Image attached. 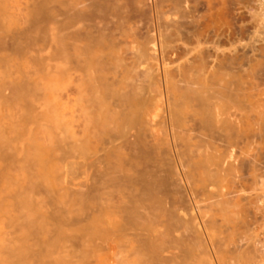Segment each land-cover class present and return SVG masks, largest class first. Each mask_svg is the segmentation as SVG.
Instances as JSON below:
<instances>
[{
  "label": "rangeland",
  "instance_id": "rangeland-1",
  "mask_svg": "<svg viewBox=\"0 0 264 264\" xmlns=\"http://www.w3.org/2000/svg\"><path fill=\"white\" fill-rule=\"evenodd\" d=\"M45 1L47 2V4L44 3ZM45 1L42 2V0H0V17H1V19H0V22H1L0 23V25H1L0 26V37H1L0 38V132L4 133V135L6 136V139L8 140L7 142H3L2 139L0 140V144L2 141V145L0 146V197H1L0 198V216H1L0 217V221H1L0 222V227H1L0 230H4L6 228L5 229L6 231H0V237L3 236L4 242H7V243H8V241H7L6 237L8 236V239H9V237L12 238L11 240L13 241V243L14 242L15 243L13 244L11 242V240H9V243L10 242L12 243L9 245H11V246L16 245L17 247L20 246L17 249L18 250L22 249V251H23L24 256L22 255L21 251H18V252L16 251L19 255H21L20 258H22V260H20V258H18L19 255L17 256L16 252L14 250H9L10 249L9 248L8 250L12 251V253L10 255L12 257L11 259L12 260L14 259L15 262H17V263H15V262L13 263V262H11V259L9 258L10 259L9 260L10 262L8 261L9 264L10 263L11 264H27V263L32 264V262L36 259V257H34V256H36V254L35 255L33 253L31 254L32 255L31 257H34L35 259L29 258L28 251H30V249L29 250L27 249L28 251L24 253L25 249L23 250V248H28L29 245H31V244L34 245V243L36 246L37 242L40 243L39 240H36V239L32 240L31 238H28L27 241H25V242H23L22 240H20V242H19L17 240H19V238L23 237L22 235H24L25 231L29 232V233H33V234H31V236L35 235V237H36V235H37L36 238H39L41 236H43V237L45 236L42 234H44L46 231L45 232L43 231L44 233L41 232L42 233L41 234V233H38V232H40V230H39L37 233L41 234V236L40 235L38 236V234L34 233L36 231L33 232V230H31V228H29L31 225L28 227V224H25V223L23 224L24 221L21 219L22 217H20L23 215V219H24L25 214H23V213H26V211L28 213L30 211L29 216H31L30 214L34 215V216H32L33 221L35 220L34 218H36V216L39 217L38 215H40V214L36 213L38 211V209L35 208L36 204L33 200L31 201V198L33 197V199L39 205V206L36 205V207L40 208L38 212L43 214V218H44V219H42V217L40 216V218H36V219H39L40 221L38 220V221H36V222L34 221V222L36 224H38V226L40 225L39 222H41L42 224H41L40 228L41 227L44 228V226H46L48 229L50 228L49 234L47 232L48 235L45 236L46 239L43 238L45 240L41 239L40 241H44V243H45V241L49 242L47 236H49L50 237L49 239H51V237L57 235V233L60 234L63 232V236L65 235L66 237H65V241L62 243H64V245L66 243H68V244L71 243L70 246L68 245V247L72 248V245H73V248L74 249L77 248V251L74 250V252L69 253L68 251H71V249H67L66 246L64 247V245L62 246V244H61V246L63 247V250L66 251L63 253V255H65V256L62 257V254L59 255L61 257V259L63 258L64 261H66L67 258H64V257L67 256V257H69V259L72 258V260L70 259V261H71L70 263H72V264H83V263L86 264L87 263L86 259H87V261H89L88 260V256H89V259L92 260V264L94 263L93 262L94 259L97 261L95 263L99 264L98 262L101 260V257H103L105 255V253L107 252V248L104 249L106 246L105 247L103 246V244L105 245V242H102L98 239H95V240L93 239L92 241L95 242V244H92L93 242L91 241L90 242L92 245L91 246V245H88L89 242L85 241V243H87V244L82 243L81 239H79L77 237L80 233V230H79L80 228H78V227L81 226V228H82L85 226L84 229L82 228L83 229L82 231L85 232L86 231L85 229H87L86 227L89 226V225L86 226V223L88 224V222H90V221L87 222V219L91 220L89 214L93 215L91 212L88 214V212L85 211V209L87 210L86 205H84L85 209H82V212H81V208L84 207L83 204H86L85 202H86L87 197H86V195H84V192H86L87 184L91 183V182L94 183V180L97 179L96 178L97 177V170H98L97 167L99 165H98V162L96 161V159L98 161H101V159H110L108 156L110 154V152L108 150L107 151L109 153L107 151L101 150V143H99L100 138L96 136L97 138H95V137L89 138L90 140L88 142L79 141L80 143L77 145L80 146L81 149L78 147V150H79L78 151L76 148V150H77L76 154L75 155L73 154V156H75L74 157L75 159L73 157L68 158L67 156H69V153L66 154V148H64L66 145L63 142L58 145L59 147L61 144L63 145V146L62 145L61 146H62V149L65 150L64 152L59 149V147L57 146L58 143L56 144L53 140V135L51 134V129H48V127H45L44 125H42V123H44V121H41V123H37L39 121H36L35 123L33 122V125H31V126L37 125L35 128L34 127L32 128L29 125L32 128V130H31L32 133H30L31 135H29L28 134L29 131L26 132L27 130L25 129V124L23 123L24 120L22 119V116H21L25 113V110H27L28 109L27 107L30 105H34V109L36 111H38L40 113L42 112L44 115H48L52 112V109H54L53 107L57 104V102H59L60 108L64 110V111L63 110L62 111L64 112V114L66 116L65 120L67 122L64 120L63 121L66 123L70 122V124H71V120H73V122H72L73 129H75V131L78 135L82 134L83 123H81L82 122L81 121L82 120L81 105L83 104V100L80 99L81 95L77 91V89H78L77 87L80 84L79 77H81L79 75L82 74L81 67L78 66V64L74 61L72 62L73 64L75 63L74 65L73 64L71 65V63L67 62V59H65L66 60L65 61L64 56H66V55L64 53L62 55H59L62 50H59L60 51L59 52L57 49H60V48H57V46L59 47L61 44L57 43V45L54 47L55 42L50 41V38H52L51 32L47 33L48 35H45V34L42 35L47 30H49V31L53 30L52 29L53 24L51 25L49 23L51 21L54 22L53 19L55 17H53V16H55L54 14H56V13H52V12H54L53 8L56 7V4L53 3V5H52L53 0H51L49 3H48L49 0H45ZM60 1H61V3H64L67 0H64V1L60 0ZM131 1H132V3H131V5H132L135 1L134 0H131ZM141 1L136 0V2H141V3L137 4L135 2L133 4L135 6L132 5L133 7L130 5V7L132 9L133 8H135V9H133V10L130 9L129 13L131 14L132 12H134L135 14L132 13L134 16L129 15V17L132 16V17H130L131 19L128 17L131 21L127 18L128 22L125 23L124 30H125V34L128 32L127 36H130L132 38V42L128 43V45H127V43H122L121 49H123V51L120 52V54L121 55L126 54V52H127V54L124 55V57L121 56L123 58V61H125V62L122 61L121 64L124 63L126 66L125 65L124 66L119 65V68H118V66L115 67V71H117L119 69L117 73L118 74L120 73L122 77L119 74L120 79L119 78L118 79L120 81L117 80V83L120 82V83H118L119 84L118 86L121 87L120 88L121 90H122V86H124L123 87L124 90H122V91H125V93H127V94L129 93V95H132L131 93L133 92V90H136L137 86L140 87L137 89V91L140 89L139 90L140 94L138 95L139 92L137 93L136 91H134L135 93H133V95H132V96H134V98H135V96H137V100H135V101H140L145 96L146 98L145 97L144 98L146 100H149L148 104L151 103V107L153 106L152 104L158 103V101L161 103V104L158 103V105H161V106H159V108L157 110L154 108H152V109L149 108V110H152V111L154 110L155 112H153V113L156 114V115L151 114V115H154L152 118L153 119L152 125L154 126L153 127L154 130L152 131V133H150L152 135V137L148 133L150 131L147 130L146 132L148 133V136H147L146 132L143 133V135H146L145 137H147V138L145 139V138L141 137V139L142 140L145 139L147 142H149V143H147V145L152 146L153 144H155V143L157 144V142H158L160 149H162V147H163L162 151L158 149L159 151L153 152V154H156V152H158V153L154 156L151 155L152 157H150V158L158 159L160 161L159 162L157 160L158 164H161V166L160 165L159 166L162 169H160L158 174L160 176L162 175V177H161V179L163 180L162 182H164V184H166V185H163V189L169 190L165 194H164V192H166V191H164V192L162 191V194H161L163 197V200H164V205L165 204L167 205L164 207H165V209H166V207L167 208L169 207L168 209H170V207L172 208V210L166 209L165 210L166 212H164V214L166 215L167 212H169V211L174 212V210H173L174 206H175V208H177L176 215L175 216L172 215L174 217L175 222H174V220H172L174 223H172V222L170 223V229L174 224H176V226H178L179 230H177L176 226L174 225L175 227L174 226L173 227L176 228L177 231H174L175 229L173 227H172L173 231L168 230L171 233L173 232V236H172V234L171 235L168 234L169 236L167 235L166 238L159 239V240L157 239L156 243L154 242V245H156L155 246L156 248L159 246L163 247V245L165 243L168 244V241L173 240L172 237L173 238L175 237L173 241H175V242L179 241V242L178 243L176 242L178 248H177V246H175L176 243H173V241H172V244H174V245H172V244L165 245V246H169V247L172 245L171 246L172 248L171 247L167 248L165 251H161V252H160V250L157 249L158 254L161 255V257H164L166 259L170 256H173V255L178 257V258H184V255H185L186 259H189V256H192L193 257L192 260L194 259L193 261L186 260L185 258L183 259V261H181L182 263L185 261H189L190 264L191 263L192 264H221V263L222 264H264V252H263L264 251V245L261 244L262 238H263L261 236V231L264 228V128H263V126H264L263 125L264 124V119H263L264 118V114H263L264 113L263 112L264 111V52H263L264 51V40H263L264 39V24L262 25L263 22L259 23V24L257 22V25H256V21H257V19L255 18L256 16L253 17V15L256 14L255 11L261 10L262 12H264V2L261 0H141ZM40 2H42L41 3L43 5L42 7L46 8V11H45L46 13L44 14L43 13L44 11H43L42 16H39V17L43 18L44 21L46 19H48V17H46V14L49 15L50 18L52 17L51 18L52 20L49 18L51 21H49L48 24L46 21H45L46 22L45 23L43 21V19L40 20V18L37 16V14H33V12L30 11L31 9L33 11L36 8H38ZM37 3H39V4H37ZM43 3L46 6H44ZM262 3H263V5H262ZM4 4H5V7H4ZM41 4H40V6H41ZM140 4L143 5V8H142V5H140ZM155 4H157V6H158L157 9H159V10L161 9L162 12L167 13L166 14L167 17L166 16L164 17L165 19L169 18V20L175 21V24L173 25V27H175V29L178 26L177 28L179 30L176 29L177 31L174 30V28H173L174 31H172V29H170L172 27L171 26L169 28L168 32L171 31L172 33L170 32L167 35V36L171 37V39H172L171 40L168 37V41H169L170 45L172 44L174 50L171 49L170 46L168 47L169 49L164 48V50H163V51H165L164 53H163V51L159 50L156 53L158 55V56H156L157 59L155 58V60H148L146 62L144 61L141 64H137L136 66H138V67L135 66L137 68V69H135V68H133L134 66L132 67V65L134 64L132 62H136V61H131V59L133 60V58L135 59V58H137V56L133 55L132 53L136 54V53L143 52V51H141L142 49L139 50L138 48L136 49L134 47H139L141 45L140 48H143L144 44H146L148 42V40L151 38L150 36L153 34V28L152 27H153V24H154L155 19H156V12L154 11V10H156ZM259 4L261 5L260 7H258ZM32 5L35 9L32 7ZM54 5H55V7L52 8V6H54ZM59 5L57 4V7H59ZM61 5H60V7H61ZM137 6L141 7L142 9L136 8ZM153 6H154V8H152ZM62 7H63V5H62ZM62 7H61V9L56 8V9H58L57 12L60 10L57 14L58 18L56 16V18L59 20V22H61V21L63 22L66 19L65 15L67 14V11L65 10V8H62ZM144 7H147V8L144 9ZM149 7H150V9H148ZM151 9L153 10L154 13L152 12ZM4 10H6V11H4ZM41 10H45V9L42 8ZM140 10H143V12H145V14L142 11L140 12ZM145 10H148V11H145ZM36 11H38V10L36 9ZM64 11H66V13ZM138 11L140 13H138ZM146 12L148 15L146 14ZM5 13H7V14H5ZM31 13H32V15H31ZM36 13L39 14V12H36ZM138 14H140V15L138 16ZM142 14H144V15H142ZM34 15L37 17H35ZM40 15H41V12H40ZM44 15H45V18L43 17ZM136 15H137V17H135ZM31 16H32V18L34 17L32 20H34V19L36 20L37 18H39V20L41 22L37 21L38 19L36 20L37 22H39V23L44 22L45 27L44 26L43 27L45 29L40 30V32L41 31L43 32L44 30H46L45 32L40 34V32L37 31L40 27H42V26L38 27L40 24L38 25L37 23L36 24L38 25L37 26L38 29H36V31L34 30L37 27L34 28V26H36V25H34L33 22H35V21L29 22V21H31V19H30ZM2 22L3 23L5 22L3 24V27H2ZM30 23H31V25H28ZM64 23H62V24L59 23V24H60L61 29L63 30V31L62 30L61 31L64 32V34H65V32H67V31L65 29L66 23L65 24ZM46 24L49 25V29H47L48 27L46 26ZM127 24H128V26H126ZM254 25H256L257 27L256 26L254 27ZM129 26L132 27L131 31H130ZM1 27H2V29H1ZM50 27H51V29H50ZM261 27L263 28V29H261V30H263L262 31L263 34L261 33V30H257V29H260ZM32 28H34V29H32ZM151 28H152V31L150 30ZM29 29L35 31L34 32L35 34L33 33V31H30L31 34L32 33L34 34L33 36L28 31ZM20 30H22V31H20ZM36 32H38V33H36ZM132 32L134 33V35H129V33L133 34ZM136 32H141V34L140 33L138 34ZM259 32L261 33V35ZM18 33H19V35H18ZM175 33H176V35H175ZM253 33L256 36L253 35ZM20 34H22V36ZM38 34H39V36L42 35L43 37H39ZM64 34H63V36H61V39H62L63 44L65 43L64 45H67L65 40L68 38V35L66 37V35H64ZM30 35H31V38L36 37V35H37V37H39V38L35 39L36 41H34V39H33L34 44H32L33 42L31 41L32 39L30 38ZM58 35H59V33H58ZM174 36H175V38H174ZM197 36H200L202 38L201 40H204V41H202L199 44L195 43V40H196L195 37H197ZM28 37H29V39H28ZM134 37H135V42L133 39ZM40 38H42L43 40H41ZM127 39L129 41H131V39L129 37H127ZM205 40L207 42H205ZM52 44H54V45H52ZM58 44H60V45H58ZM174 45H176V46H174ZM261 45H263V46H261ZM61 47H63V46H61ZM119 47H120V45H119ZM255 47H258V48H255ZM54 48H56V49H54ZM126 48H127V50H126ZM201 48H202V51H201ZM65 49L62 52H64ZM121 49L119 48V50H121ZM259 49H262V50H259ZM53 50H55V52L57 50L58 54L55 55L56 53ZM125 50H126V52H125ZM136 51H138V52H136ZM139 51H141V52H139ZM205 52H206V54H205ZM130 53L133 55V58H132V55ZM254 53H256V54H254ZM210 54H211V57L209 56ZM206 55L208 56L207 58H206ZM125 56H126V58H125ZM128 56H129V58L130 57L131 58L129 59ZM201 56L202 57L205 56L204 58H202L203 61L201 59ZM61 57H63V58H61ZM161 57H162V60H161ZM164 57H165V59H164ZM60 59L62 60V62ZM204 59L207 60L208 62H205ZM128 60H130V61H128ZM135 60H137V59H135ZM209 60H211V61H209ZM149 61L150 62L152 61V62L149 63ZM218 61H219V63H218ZM163 62H165V63H163ZM126 63H129L131 65L126 64ZM204 63H207V65H205ZM197 64L204 66V68H203L204 70L201 69V70H203V71H201L199 69L200 66L198 67ZM195 65H196V67H195ZM246 65H247V67H246ZM120 66L122 68H120ZM77 67L78 68L80 67V69H78ZM143 67H144V69H143ZM217 67H218V69H217ZM75 68L77 70L76 72H75ZM163 68H165L164 71H161V69L163 70ZM195 68H197L196 73H198L199 70H200L201 74H202V72L204 73V74H202L203 77H200L201 79L199 78V75H201L200 72H199V75L197 74L198 77L196 76L195 70H194ZM245 68H246V70H245ZM189 69H191V71H193V74H195V76L197 78H199V79H197L195 77L196 79H194V80H197L196 83H195V81H192L193 83H195L194 85H196L198 83V81H201L202 84L199 82L201 85H203V82H204V84L210 83L209 85H211L213 83L212 81H214V83L212 85L216 86L215 87L216 90L218 88H227V93H228V91H229L228 87H230V90L233 89L232 92H230V93H234L235 96L237 97L236 99L239 98L238 101L235 99L237 102H233V100H231L232 98L230 99V101L225 100V98L222 101V102H224V100H225V104L222 103V105L224 104V107L228 103V101H229V104H228L229 106H230V103L237 104V105H235L236 108L231 107V110H229L227 108L228 111L235 113L237 115V117L233 118V122L236 118H238L240 121L241 120L240 114L243 115V117H242L243 121H240L238 123L237 122L238 120L236 119V121L234 123L232 122V126L234 124H236L234 126L238 125V127H236V128L234 126H233L234 128L232 127V129H233L232 131L236 132L234 135L235 136L234 138H233L234 133L232 132V134H231V129H230L231 127L228 129V130H230L229 131L230 135L227 133L228 135L226 138H228V137L229 138L226 141L229 143H226V146H225L226 141L224 140L226 138H224V136L222 137V135L224 134L225 131L221 134L220 133L217 134L218 136L221 135L220 137H217L219 140H216L217 138L214 139L215 137L211 138V136L215 135V133H217V131L215 133L212 132V134L210 133V137H209L210 139L208 138L207 143H206V141H205L206 137L205 136L209 135L208 130H206L207 132H204L205 129L199 128V126L197 125L198 122L194 121L195 117H192L191 111L190 112L187 111L188 113H191V114H188V113H187L188 115L186 114L185 110L188 109L189 107L187 108L185 106L186 105L188 106V104L191 105L190 103L193 102L192 101L193 97L191 98L190 95L195 93L193 90L191 91L188 89L189 91L193 92L192 94L190 92H188L187 90H183V88L186 87L187 84L184 83L185 86H183L184 84L182 82H185V81L182 78H184V79L186 78V77H184V76H187L186 72H189V73L191 72V71H189ZM124 70L126 72L128 71L127 74ZM134 70H136V71H134ZM146 70H149L147 72H153V73H151L152 75H150V76L147 73L148 76L147 75H145V76L148 78L145 79V77L143 76L144 75L143 71L146 74ZM140 72H142V73H140ZM165 72H166V74L168 72L166 78L169 80V84L172 81L174 82V84L177 82V84L176 85H172L173 83L170 84V85H172V89L174 88V90H172L168 87L169 91L170 90L171 91L169 92V94H165L166 97H165V95H163L161 97L162 98L161 99L158 94H159L160 88H161L160 91L163 90V85H161V84L164 83L162 80H164V73ZM128 73H130V75ZM136 73L137 74L139 73L138 76L135 75ZM156 73L159 74V76L156 75ZM76 74H78V75H76ZM191 74L192 73H190L189 75H191ZM193 74H192V76H193ZM154 75H156V79H158V77H160V78L163 77V79L162 78L159 80L155 79L156 82L157 81L161 82V83L159 82L161 85L160 88H159V86H160L159 83H156V86H154V87H153V84L155 82L153 83V81H152L150 84L151 76L153 77ZM139 76L142 78H140ZM192 76H190V77H192ZM124 77H126V78H124ZM193 78H194V76H193ZM193 78L191 80H193ZM205 78L208 80V82L206 81ZM70 79L72 80V82L67 84ZM123 79H124V81H123ZM126 79L130 80V83H129V81L127 82ZM152 80H153V78H152ZM202 80H203V82H202ZM121 81L126 82V83L123 84V83H121ZM148 81H149V83H148ZM219 81H220V83H219ZM223 81H224V83H222ZM74 82H76L77 84L79 82V84L75 85L76 83H74ZM192 82L189 84V86H191ZM216 82L218 83V85H216L217 84ZM17 83L18 84L21 83V84H24L27 86L33 85L36 90H35V92H33L32 95H30V93H29L27 99L25 100L24 98H22L24 95H22L21 97L14 95L17 92L14 91L16 89H15V87H12V85L16 86L15 84H17ZM221 83L223 85L225 83L226 84L224 86H221L222 85ZM250 83L251 84L253 83V86ZM35 84H37V85H35ZM130 84L132 85V87ZM157 84H158V86H157ZM181 84H182L183 88H182ZM200 84L198 86V89L200 88ZM141 85L144 86L146 91L144 90V88L141 87ZM247 85H248V87H247ZM41 86H43V87H41ZM74 86H75V89H74ZM164 86H165V84H164ZM173 86H175V87L181 86L180 89L181 88L182 89L181 90L179 89L180 90V92H179V90H177L178 88L176 87L177 89L175 91V87H173ZM196 86L193 87V88H195V90H196ZM32 87H31V89H32ZM157 87L159 90L157 89ZM211 87H213V86H211ZM34 88H33V90H34ZM190 88L193 89L192 86ZM236 88H240V89L237 90ZM153 89H155V90H153ZM184 89H186V88H184ZM41 90L44 91V93ZM182 90H183V92L187 91L190 94H188L187 92H186V94H184L185 92L182 93ZM225 90H222L223 94L226 93V92H224ZM75 92L77 94H75ZM176 92H177V94H176ZM237 92H238V94H237ZM73 93H74V95H73ZM179 93H180V95L184 94V96H180ZM134 94H136V95H134ZM239 94H240V96H239ZM241 94L242 95L244 94L245 98H243V96ZM247 94H248V96H247ZM141 95H143V96L140 97ZM185 95H189V96L186 97V99H185ZM228 95H229V93H228ZM254 95H256V96H254ZM76 96H78V97H76ZM153 96H154V98H153ZM183 97H184V99H183ZM229 97H234V96H232V94H230ZM229 97H227V98L229 99ZM251 97H253V98H251ZM134 98L132 97V99H134ZM138 98H141V99L138 100ZM250 98H251V100H250ZM259 98H260V100H258ZM145 99H143V103L144 102L146 103ZM255 99H257L258 102ZM32 100L33 101L35 100V101L33 102ZM173 101H175V102L172 105H174L175 107L177 106L176 110H179V107L182 106V104L184 102L187 103V104L184 103L185 105L182 106L183 108H186L184 110L185 111L184 119L187 116L185 119V124H184L185 126L183 125L179 128L174 129L175 130L174 138H172V135L170 132L171 126L169 127V124H168V122H169L168 120L170 117L169 109H171V111H173V113L176 112L174 109L175 107L173 108L170 105V103H172ZM194 101L196 102V99ZM177 102L180 104H178ZM195 102L191 106L196 105ZM256 102L258 104H254V105H256L254 107L253 103H256ZM260 102H263V103H260ZM28 103H30V105H28ZM146 104H145V106H146ZM222 105H221V107H223ZM231 105H233V104H231ZM259 105H262V106H259ZM147 106H149V105H147ZM238 106H240L239 109H238ZM193 108H196V107L195 106L190 107L188 110H194ZM180 109H182V108L180 107ZM237 109H238V111H237ZM184 111L182 109L183 114H184ZM177 112H181V111H177ZM244 112L247 114V116ZM181 113H179V114H181ZM260 116H262V117H260ZM241 122H243V123L241 124ZM22 123H23V126L20 125ZM239 124H240V126H239ZM135 128H137L136 130L139 132L138 126L131 128V129L126 131L127 134H124L127 136H124V137H121L120 139H118L117 143H123V144H121L123 151L119 153V154H123V152H124L122 157L130 158V156H131L130 154H132V156L136 155L138 157V160H140V163H141V159L143 160V159H147L149 157H147V150L146 151L144 150V152H143V149H141L140 144H139L140 148L136 145V147L139 148V149H137V151L141 149L142 152L144 153V155L146 153L145 156L147 158L143 154H141L142 153L141 150L138 152L136 151L138 153V155L136 152H134L136 154L132 153L134 150L133 146H135V145L131 144V140L132 141L134 140L133 139L134 135L136 137V140H137V138L139 140V137H140V136H137L135 134ZM141 128H142V126H141ZM141 128H140V130H143ZM237 128L240 130V132L242 129L243 135L242 134L238 135L239 131H237ZM257 129H259V130H257ZM199 131L200 132L203 131V133H200ZM25 132L29 135L28 138L29 137L31 138L30 141H22L21 140L23 138L25 140V136H27V134L23 135ZM141 132H143V131H141ZM219 132H221V131H219ZM19 133L21 135H19ZM178 134H180V135H178ZM236 134H237V137H236ZM17 135L19 137L21 136V139H19ZM138 135L142 136V133L138 134ZM202 135H204L205 138L202 137ZM224 135L226 136V134H224ZM231 135H232V137H231ZM22 136H23V138H22ZM33 136H35V137L32 139ZM179 136H181V137H179ZM239 136H243V137L240 138ZM125 137L127 138L126 141L129 142V140H130V143H128L124 140ZM154 137L159 138L158 139L159 141L156 140L154 142V140L156 139ZM178 137L180 139H178ZM35 138L37 140L36 142H38L37 144H35L36 143L34 140ZM199 138H200V140H199ZM202 138L204 139V142L206 143V145L204 144V142H202L201 149L203 150V148H204L203 146L208 145L206 147V149H204V151L206 152L208 149L207 153L209 154V158H210V154H212L213 152H214L213 154L216 153V155L214 157H216V156L218 158L222 157L223 155L221 154V152H223V154H226L225 155L226 157L223 156L226 159L223 160V159H216L217 157L214 158L216 160H219L218 161L219 164H218V162H216L214 159H212V157H213L212 155H211L212 161L209 160L210 161L209 163L207 160L208 157H206L205 155H203V156L201 155V156L197 157V155H200L202 153V152L200 153L199 150H201V149H200V146H198L201 144V141H203ZM222 138H223V140H222ZM14 139H19V141H21V142H19L18 140L16 141ZM26 139H27V137H26ZM161 139H163V140L161 141ZM232 139H234V140H232ZM9 140H11V141L13 140L14 142L12 141V143H11V142H9ZM145 140H144V143H142V144L145 145V147H147L145 144ZM164 140L165 141L167 140V141L164 142ZM220 140H221V142H220ZM241 140L243 141V144H241L242 143ZM4 141H6V140H4ZM15 141L17 144L15 143ZM217 141H219V142H217ZM233 142L235 145L238 144L241 147V150L243 152L240 151V149H239L240 147H238V145L236 147L233 146L234 145V144L232 145ZM124 143L127 144V146H125ZM134 143H136V142H134ZM162 143H165V144L163 145ZM210 143H212V145L213 144L214 145L212 146ZM3 144H4V146L6 145L5 148H7L8 144L12 148L11 147L9 148V146H8V150L5 148L3 149V147H4ZM136 144H138V141ZM227 144L230 146H227ZM194 145L198 146L199 148L195 147ZM215 145H216V148H215ZM26 146H27V148H26ZM51 146H52V148H51ZM128 146L129 147L132 146V147L129 148ZM164 146H165V148H164ZM24 147L26 148L27 151H25ZM124 147H126L127 149H125ZM136 147H135V150H136ZM145 147H143V148H145ZM166 147H168V148H166ZM220 147H222L221 150H220ZM226 147L229 149L231 148V149L230 150L228 149V151H226V153H224V151H225L224 148H226ZM96 148L98 150H96ZM10 149L13 150V152H11ZM58 149L60 150V152L62 151V153H64V156L59 154ZM147 149H149V148H147ZM215 149H217V151H215ZM5 150L7 153L11 152L12 154L10 155V153H9V155H10L9 157H4L5 156ZM52 150H55V151H52ZM197 150H198V153H200V154H198L196 152ZM15 151H16V153H15ZM188 151L189 152L191 151L190 154H187V153H189ZM210 151L212 153H210ZM139 152H141V153H139ZM229 152H231V153H229ZM3 153H4V155H3ZM7 153H6V155L8 156ZM17 153H19L21 155L17 156ZM23 153H25V154H23ZM204 153H202V154H204ZM207 153H205V154L208 156ZM239 153H241L242 156ZM22 154H23V157L21 158L20 156H22ZM104 154H106L108 156V158H106L107 156ZM230 154L232 155V157ZM114 155H115V153H114ZM114 155H111V156L114 157ZM148 155H149V153H148ZM187 155L190 157L188 158ZM220 155H222V156H220ZM227 155H229V156H227ZM239 155H240V157H239ZM136 156H135V158H136ZM139 157H143V158L139 159ZM199 157L201 159L205 158V160H207V161L203 160V162H201L202 160L198 159ZM27 158H29V159H27ZM32 158H34V160ZM230 158H231V160H230ZM6 159H9V160L6 161ZM42 159H43V161H42ZM197 159L201 160V161H198ZM64 160H67V161H64ZM138 160L135 159L136 162H138ZM34 161H37V162H34ZM72 161L75 163H73ZM26 162L27 163L31 162L28 164V167L35 165L37 168L35 167L34 169H32L33 168V166H32V168H29L32 170H30V171H29V169L27 170L26 166L24 167V164H27ZM212 162H214V163L216 162V166L218 164L217 168L219 171L216 170L215 165L210 166V165L214 164V163L210 164ZM69 163H73L74 165L70 164L69 166H67ZM198 163L199 164L202 163V165H199ZM168 164L171 166H169ZM172 165H173V167H172ZM174 165H176V166H174ZM204 165L205 166L208 165L211 169L210 168L205 169ZM89 166H91V167H89ZM165 166H167V167H165ZM197 166L199 167L198 169H197ZM200 166L202 168H200ZM208 166H206V167H208ZM21 167H22V169H21ZM46 167H47V169L50 170V171H47L48 173L50 172L49 173L50 175L53 173L51 176H53L54 179L49 174H48L49 177H51L52 179L47 177L48 175H47L46 169H44ZM149 167H150V170H152L151 166H149ZM149 167H148V170H149ZM58 168H60V169H58ZM212 168H214L213 169L214 171L212 170ZM36 169H38L37 172H36ZM43 169L45 170V172H43L44 171ZM63 169L64 170L66 169V171H64ZM57 170H58V172H57ZM153 170H155L154 167H153ZM210 170H212V171H210ZM223 170H225V171L228 170V171L226 173ZM169 171H171V172H169ZM39 172H43L44 175L39 173ZM61 172H63V173H61ZM64 172H66V173H64ZM68 172L70 174H68ZM172 172L175 175L177 174V177L174 176V174L172 175ZM202 172L203 173L205 172V173L202 174ZM17 173L19 176L17 175ZM60 173L63 175L61 176ZM165 173L169 174V175L166 174L168 177L170 176L168 178L169 180L167 179V176H165ZM209 173L212 175V177H214V178L216 177L215 180H213L210 177V175H207ZM213 173H214V176H213ZM220 173H222V174H220ZM218 174L220 176H223V177H220ZM33 175L38 176L35 178L36 180H34V178L32 179ZM67 175H68V177H66ZM15 176H18V177H15ZM43 176H44V178H43L44 181L42 182ZM178 176H180V178ZM205 176L210 177L211 180H213V181L208 180L207 178H205ZM62 177H64V178H62ZM65 177L67 178L66 180H68L69 177H70L69 179L73 178V179H71V183L69 182L70 184L67 183V181L63 180V179H65ZM94 177H95L94 180L91 179ZM172 177H173V179H172ZM47 178H49V179H47ZM57 178H58V181H57ZM37 180H39V181H37ZM48 180H50V181H48ZM52 180H53V182H52ZM59 180H61V181L59 182ZM54 181L55 182L57 181V182L55 183ZM177 181H179V184ZM171 182H172V184L175 182L176 186L174 184L171 185ZM38 183H39V186H38ZM27 184H28V187H26ZM49 184H51V186H52L51 188H50ZM67 184H69V185H67ZM60 185H61V187H59ZM90 185L91 184H89V186ZM56 186H58L57 189H55ZM93 186H95V185L92 184V187ZM176 187H177V189H176ZM25 189H26V192L28 190L30 192L25 193V191H24ZM18 191H19L20 195L18 194ZM173 192H174V194H173ZM23 193H25V194H23ZM169 193H171V194H169ZM175 193H178V194H175ZM26 194H29V196H32L30 198H28L29 196L27 197L28 198L27 200H29V203L31 201V205L29 203H27L28 201H26V202L24 201L25 197L23 198V196H26ZM45 194L47 195V197L45 196ZM14 195H17V196H14ZM83 195L86 197V198H84L85 201L83 200ZM172 196L174 198L175 197L176 198L173 199ZM21 198H22V200H21ZM46 198H48L49 200ZM165 198H167L166 199V201L168 200L167 202L165 201ZM5 199L7 200V201H5L6 203L3 202ZM50 199L51 200L53 199L57 203L59 202V200L64 199L63 201L62 200L60 201L61 202L60 206H62L61 207L62 209L59 208V210L65 209L66 212H68V214L66 213L67 218L64 216L65 213H63V211H62V213L56 212V210H58L57 209L58 207L56 208V206L54 205L55 202L52 200V202H54V203H51ZM67 199H70L73 203L72 204L73 206L71 205L69 209L73 212V210H75L77 208L78 209L77 211L79 213L77 211H75L74 214H71L72 212H70L69 210L66 209L69 206L68 202L71 204V201H69ZM81 200H83L84 202L83 201L81 202ZM90 200H88V201H90ZM172 200L174 202V204H173L174 206H172ZM43 201H46V203L45 202L43 203ZM64 201H67V202L64 203ZM20 202H22V203L20 204ZM179 202H181V203H179ZM23 203L24 204L27 203L26 209L23 208ZM28 204L30 206H28ZM33 204H34V206H33ZM43 205H44V207H43ZM63 206H64V208H63ZM74 206H76V207H74ZM31 207L35 208L36 210L35 209L33 210V208L31 209ZM89 207H91V206L89 205ZM181 207H182V209H181ZM22 208L25 209L26 211H24ZM27 208H29V209H27ZM42 208H43V210H42ZM88 209L91 210V208H88ZM190 209H191V211H190ZM90 210H88V211H90ZM192 211H193V214H192ZM34 212L36 215L34 214ZM83 212L84 213L86 212L85 213L86 215L83 214ZM7 213H10L9 215H7L8 218L5 217V215ZM18 214H19V216H17ZM10 215L14 216L15 218L13 217L14 219H12ZM26 215H27V213H26ZM44 215H46V217ZM50 215L53 217L52 220L47 219V217L49 218ZM78 215H80V216H78ZM87 215L89 216V218ZM168 215H170V214H168ZM70 216H71V218H70ZM164 216H163V218H164ZM177 216H178V218H177ZM182 216H183V218H182ZM187 216H189V217H187ZM73 217L77 218L74 225H73L74 220H72ZM165 217H167V218H165L167 221L168 216L166 215ZM171 217H169V220L172 219ZM5 218H6V220H5ZM79 218L81 221L78 220ZM179 218H180V220L182 219V221H184V224H185V221L188 224V221L191 220L189 222L190 225L185 224L186 225V227H185L184 225H182L183 223L178 220ZM17 219H18L20 224L18 222H16ZM53 219H55V221ZM56 219H58V220H56ZM66 219H68L69 222ZM165 219H163L164 223H166ZM4 220L5 221L8 220V221L6 223H2V221L5 222ZM14 220H16V221H14ZM43 220H49V222L54 221L55 224H56V222H58L57 224H59L61 222L62 223L61 226L64 229L62 228L63 230L60 231L61 229L60 228L58 229L57 228L58 226H56V228H54V229H56V230L58 229V230L56 233H54V229L52 230V228H51V227H53L54 223L52 224V226L50 224V226H51L50 227L49 225H47V223L49 224V222L48 221L46 222ZM71 220L73 223H71ZM65 221L68 224H66ZM176 222L177 223L180 222L181 227H179V223L177 225ZM11 223L12 224L18 223L19 226L18 225H13V226H16L17 229L21 230V231H19V233H18L17 232L18 230L16 231L15 230L16 228L14 227L15 231H11L12 234H8V233H11L9 231L7 232V230H10L8 227L11 226L13 228ZM43 223H44V226H42ZM164 223H163V225L165 226ZM32 224L34 225V227L36 226L34 223H32ZM82 224H84V225L82 226ZM90 225L92 227L95 226V225L93 226L92 224H90ZM3 227H5V228L3 229ZM54 227H55V225H54ZM92 227L89 226V228H92ZM162 229L163 228L161 227V231H162ZM42 230H45V228ZM77 230H79V231H77ZM164 230H166V229H164ZM58 231H60V232H58ZM168 231L166 230V232H168ZM16 233H18L20 235L19 238H18V234L16 237H14L16 235ZM66 234L67 235L72 234L71 235L72 239H71V237H69V235L67 236ZM9 235H12V237ZM24 237H26V238L28 237L26 233H25ZM129 237H131V236H129ZM3 238H1L2 241L0 242V246L2 244L3 245L5 244L3 242ZM15 238H18V239H15ZM26 238H24V240H26ZM164 239H166V240H164ZM187 239H188V241H187ZM197 239H199V240H197ZM30 240L33 242L34 241H36V242L30 244ZM157 241L159 242V244H157ZM189 241H191V242H189ZM26 242H27V244H26L27 246L25 245ZM79 242H80V244H79ZM192 242H194V244L195 245L197 244L198 246L196 245V248H195V245ZM28 243H29V245H28ZM96 243H98V244H96ZM129 243L133 245V243H131V242H129ZM169 243H171V241ZM20 244L23 245V247ZM99 244H100V246H103L104 248L97 246ZM130 244H129V246H130ZM3 245H2V248H0V257L2 258V259L0 258L1 259L0 264H4L5 262H6L5 264H7V261L5 259H6V257L8 258L10 256H6V254L8 255V253H6V252H8V250L5 251L6 245H4V246ZM38 245H39V247L38 246L36 247L37 248L36 252L41 251L40 244H38ZM86 245H87V249H89V250L85 252ZM127 245H128V243H127ZM189 245H192L194 249L191 248ZM11 246H8V247H11ZM14 247L15 246H12V249H14ZM62 247H61V249H62ZM89 247L90 248L94 247V248L90 249ZM97 247H99V248H97ZM3 248H5L4 251H3ZM100 248H102L104 250H102ZM42 249H43V247H42ZM79 249L84 250V253L81 252ZM94 249H98L99 251H97V250L93 251ZM33 251H34V249H33ZM75 251L76 252L79 251L78 253H81V254L82 253L83 254L88 253V256L85 257L87 254L84 255V257H83V254L82 255L81 254H79V255L75 254L76 253ZM128 252H126V254ZM186 252H188V253H186ZM190 252H191V254H190ZM34 253H35V251H34ZM45 253L47 254V252H45ZM172 253H173V255H172ZM42 254H41V256H37V257L47 258L46 256H43ZM51 254H53V255H51ZM51 254H50V256L55 258L56 253L51 252ZM67 254H69V256ZM72 254L74 255V257H71V256H73ZM89 254H91V255H89ZM93 254H94V257L91 258V256ZM128 254H130V252ZM128 254L126 255V257L130 256ZM25 255H27L28 257ZM77 255L79 256V258ZM52 257H50V259L54 260V258H52ZM56 257H57V254H56ZM44 258H43V260L39 259L35 263L34 262L33 263L39 264V262H40V264H48V263L49 264H55L53 261H51L49 259V256L47 259H44ZM132 258L133 257H131L129 259H132ZM219 258H221V259H219ZM73 259L74 260L77 259L76 260L77 262L76 261L74 262ZM81 260L82 261L85 260V261L82 262ZM125 260L127 263L130 264L131 261L128 262L127 259H125ZM180 260H182V259H180ZM89 262H91V261H89ZM123 262H124V264H127V263H125V261H123ZM116 263L117 262H115V259L113 258V259H110L107 264H116ZM185 263L189 264L187 262H185ZM88 264H90V263H88ZM131 264H134V263H131Z\"/></svg>",
  "mask_w": 264,
  "mask_h": 264
},
{
  "label": "bare ground",
  "instance_id": "bare-ground-1",
  "mask_svg": "<svg viewBox=\"0 0 264 264\" xmlns=\"http://www.w3.org/2000/svg\"><path fill=\"white\" fill-rule=\"evenodd\" d=\"M45 0H42V2H44ZM51 0H49L48 1V3L50 2ZM64 1V0H63ZM131 0H67L66 2H64V3H61V1L60 0H53L52 1V5H53V3L54 4H56V7H55V5L54 6H52V8L53 7H55V8H53L54 9V12H52V13H56V14H54L55 16H53V17H55L54 19H53V21L54 22H52L51 20V18H50V16L49 15H47L46 14V17H48V19H46L45 21L47 22V24L49 23V21H51L49 24H53V30H51V31H49V30H44L43 32H45V33H43L42 31L40 32V30H43V29H45L44 27V19L43 18H40L39 16H42V12L45 14L46 12V8L45 7H42L43 5L41 4L42 2H40V4H41V6H40V4L39 3H37V4H39V6H38V8L40 9H38V8H36L38 11H36V9L33 7V5H32V7L35 9V10H33L32 11V9L30 10L31 12H33V14H37V16L40 18V20H42L43 19V21L44 22H42V23H39V22H41L40 20H39V18H37L36 20L37 21H39V22H37L35 19L34 20H32L33 18H32V16H31V21H29V22H33V21H35V22H33L34 23V25H36V26H34V28L35 27H37L39 24V26L38 27H40V26H42V27H40L39 29H38V27L37 28H32V29H34L35 31H36V29H38L37 31H39L40 32V34L41 33H43L42 35H48L47 33H52V38H50V41L52 42H55L54 44H52V45H54V47L57 45V43H60V44H58V45H60L59 47L57 46V48H60V49H57L58 51L59 50H64L65 48V51L64 52H60V54L59 55H62L63 53L66 55V56H64V60L65 59H67V62H69V63H71V65L73 64L72 62L74 61V62H76L77 64H78V66H80L81 67V71H82V74L81 75H79V76H81V77H79V80H80V84H79V82H78V84L76 83V82H74V83H76L75 85H78V89H77V91H78V93L81 95L80 96V99H82L83 100V104L81 105V108H82V122L81 123H83V129H82V134L81 135H78L77 133H76V131H75V129H73V124H72V122H73V120H71V124H70V122H68V123H66L67 121L65 120V114H64V110L63 109H61L60 108V106H59V102H57V104L53 107L54 109H52V112L50 113V114H48V115H44L42 112L40 113V112H38V111H36L35 109H34V105H30V103H28V105H30V106H28L26 109L27 110H25V113L23 114V115H21L22 116V119L24 120V124H25V129L27 130L26 132H28L29 131V135H31L30 133H32V128L34 127H36V126H31V125H33V122L35 123L36 121H39V122H37V123H41V121H44V123H42V125H44L45 127H48V129H51V134L53 135V140H54V142L57 144V146L60 144V143H64L66 146L64 147V148H66V154L67 153H69V156H67L68 158L69 157H75V156H73V154L75 155L76 154V151L78 150V147L80 148V146H78L77 144H79L80 142L79 141H83V142H88L90 139L89 138H91V137H95V138H97V137H99L98 139L100 140V142L99 143H101V150H103V151H109L110 152V154L111 155H114V153H115V155H114V157L113 156H111L110 154L108 155L109 156V158L110 159H101V161H98L97 159H96V161L98 162V167H97V179H95V177L94 178H91V179H95L94 180V183L93 182H91V183H88L87 184V188H86V192H84V195H86V197H87V199H86V204H83V206L84 205H86L87 207V210L85 209V206L83 207V208H81V212H82V209H85V211H87L88 212V214L91 212L93 215H91V214H89L90 215V218H91V220L89 219H87V222L88 221H90V222H88V224L86 223V226L87 225H89L90 227H92L90 224H92L94 227H92V228H89V226L88 227H86L87 229H85L86 231L85 232H83L82 230L84 229V227H82L81 228V226L80 227H78V228H80L79 230H80V233H79V235H78V237L77 238H79V239H81V242L82 243H85V241L86 242H91L93 239L95 240V239H98V240H100V241H102V242H105V245L103 244V246L105 247H103V246H100V244L99 245H97V246H99V247H103L104 249H106L107 248V252L105 253V255L103 256V257H101V260L98 262L99 264H107L108 263V261L110 260V259H115V262H117L116 264H124V262L123 261H125V263H127L126 262V260L125 259H127V261L129 262V261H131L130 262V264L131 263H134V264H186L185 262H187V263H189V261H185V262H181V261H183V259L185 258V255H184V258H178V257H176V256H174L173 255V253H172V255L173 256H170V257H168L167 259L166 258H164V257H161V255H159L158 254V250H160V252L161 251H165L167 248H170L172 245H174V244H172V241L174 240V238L172 237V239L173 240H170L171 241V243H169L170 241H168V244H164L163 245V247H155L156 245H154V242L156 243V240L158 239H163V238H166L167 237V235L168 234H172V236H173V232L171 233L170 231H168V230H172L173 231V229H172V227L175 225L176 226V224H174L172 227H171V229H170V223L172 222V223H174L175 222V220H174V217L173 216H175L176 215V212H177V208H175V206L173 205L174 204V202H173V200H172V206H174V208H173V210H174V212L173 211H169V212H167V216H168V219H167V221H166V219L165 218H167V217H165L166 215L164 214V212H166L165 210L166 209H168L167 207H166V209H165V207L164 206H167L166 204L164 205V200H163V197H162V191L164 192V191H166V192H164V194L165 193H167V191H169V190H167V189H163V185H166V184H164V182H162L163 180L161 179V177H162V175L160 176L159 174H158V172L160 171V169H162L160 166H161V164H158V159H152V158H150V157H152V156H154V155H156L158 152H156V154H153V152H155V151H159V150H161L162 151V149H163V147H162V149H160V146H159V144H158V142H157V144L155 143V144H153L152 146L151 145H147V143H149V142H147L145 139L147 138V137H145L146 135H143V133H145L147 130L148 131H150V132H148L149 134L150 133H152V131L154 130V126L152 125V118H153V116L154 115H156L155 113H153V112H155L154 110L152 111V110H149V108H154V109H158L159 108V106H161V105H158V103H160L159 101H158V103H155V104H152L153 106L151 107V103L150 104H148V101L149 100H146L144 97H143V99H145L146 100V106L147 105H149V106H145V104L143 103V99L142 100H140L141 98H138V100H140V101H135V100H137V96H135V98H134V96H132L133 95V93H135L134 91H136L137 93L139 92V90L137 91V89L138 88H140L139 86H137V89L136 90H133V92L131 93L132 95H129V93L127 94V93H125V91H122V90H124L123 89V87L124 86H122V90L120 89L121 87L120 86H118L119 84L118 83H120V82H118L117 83V80H119L120 78H119V74L117 73L118 72V70L117 71H115V67H117L118 66V68H119V65H125L124 63L123 64H121L122 63V61H123V58L122 57H124V55H126L127 54V52H126V50H127V48H126V50H125V52H126V54H120V52H122L123 51V49H121L122 47H121V45H122V43H127V45H128V43H130V42H132V38L130 37V36H127V33L125 34V30H124V26H125V23L126 22H128V19L130 18V17H132V16H130L129 17V15H133L132 13H134V12H132L131 14L129 13L130 11V9L131 10H133V9H135V8H131L130 7V5H131V3H132V1L130 2ZM135 2H136V0H134ZM133 1V2H134ZM139 1H141V0H139ZM261 1H263L264 2V0H261ZM5 2V1H4ZM56 2V3H55ZM134 2V3H135ZM142 2V1H141ZM141 2H136L137 4H139V3H141ZM3 3V2H2ZM45 4H47V2L45 1L44 2ZM43 3V4H44ZM133 3V4H134ZM258 3V2H257ZM44 4V6H46ZM57 4L59 5H63V7H62V5H61V7L62 8H65V10L67 11V14L65 15V20L62 22H59V20L57 19L58 18V12L60 11H58L57 12V10L60 8L61 9V7H60V5H59V7H57ZM132 4V5H133ZM143 4V3H142ZM142 4H140V5H142ZM3 5V4H2ZM131 5V6H132ZM262 5H263V3H262ZM37 6V5H36ZM65 6V7H64ZM133 6H135V5H133ZM132 6V7H133ZM155 6H156V10H154L155 12H156V19H155V22H154V24H153V34L150 36L151 38L148 40V42L146 43L145 41V43L146 44H144V46H143V48H140V46L139 47H134V48H138L139 50L140 49H142L141 51H143V52H141V51H139V52H141V53H136V54H134V53H132L133 55H136L137 56V58H135V59H137V60H135L134 58H133V55H132V58H133V60L131 59V61H136V62H132V63H134L133 65H132V67L133 68H135V69H137L136 67H138V66H136L137 64H141V63H143L144 61L146 62V61H148V60H155V58H156V56H158L156 53H157V51H163L164 50V48H168L169 46H170V48L171 49H173L174 50V48H173V46H172V44L170 45V43H169V41H168V37L169 36H167L168 35V33H170L171 31H169L168 32V30H169V28L170 29H172V31H174V30H176V29H178L177 27H176V29H175V27H173V25L175 24V21H172V20H169V18H167V19H165L164 17L166 16V14L167 13H164V12H162L161 11V9L159 10V9H157L158 8V6H157V4H155ZM261 5L259 4V6L258 7H260ZM4 7H5V4H4ZM44 8L45 10H41L42 8ZM56 8H58V9H56ZM136 8H141V7H136ZM142 8H143V5H142ZM141 8V9H142ZM145 8H147V7H144V9ZM152 8H154V6L152 7ZM160 8V7H159ZM148 9H150V7L148 8ZM257 9V8H256ZM261 9V8H260ZM137 10V9H136ZM152 10V9H151ZM258 10V9H257ZM263 10V9H262ZM4 11H6V10H4ZM62 11V10H61ZM66 11H64L65 13H66ZM135 11V10H134ZM143 12V10H140V12ZM145 11H148V10H145ZM255 11V10H254ZM261 11V10H260ZM260 11H255V15H253V17H255L256 19H257V21H256V25H257V22H258V24L259 23H262V25L264 24V12H260ZM36 12H39V14L38 13H36ZM40 12H41V15H40ZM136 12V11H135ZM139 11H138V13H140ZM152 12H153V10H152ZM144 14H145V12H143ZM154 13V12H153ZM5 14H7V13H5ZM135 14V13H134ZM137 14V13H136ZM144 14H142V15H144ZM146 14H147V12H146ZM31 15H32V13H31ZM140 14H138V16H139ZM148 15V14H147ZM6 16V15H5ZM35 16V15H34ZM37 16H35V17H37ZM56 16H57V18H56ZM134 16V15H133ZM154 16V15H153ZM30 17V16H29ZM44 18H45V15L43 16ZM129 17V18H128ZM135 17H137V15L135 16ZM134 17V18H135ZM144 17V16H143ZM146 17V16H145ZM167 17V16H166ZM51 20H50V19ZM128 18V19H127ZM0 19H1V17H0ZM131 19V18H130ZM129 19V20H130ZM48 20V21H47ZM6 21V20H5ZM28 21V20H27ZM66 21V22H65ZM131 21V20H130ZM129 21V22H130ZM255 21V20H254ZM45 22V23H46ZM66 24H65V23ZM1 23V22H0ZM5 23V22H4ZM3 22H2V27H3V24H4ZM27 23V22H26ZM38 25H37V24ZM59 23H64L66 26H65V29H66V31L67 32H65V34H64V32H62L63 30L61 29V27H60V24ZM42 24V25H41ZM46 24V26L48 27L47 29H49V25H47ZM63 24V25H64ZM6 25V24H5ZM4 25V26H5ZM27 25V24H26ZM28 25H31V23L30 24H28ZM33 25V24H32ZM62 25V26H63ZM130 25V24H129ZM256 25H254V27L256 26ZM261 25V24H260ZM1 26V25H0ZM44 26V27H43ZM126 26H128V24L126 25ZM131 26V25H130ZM129 26V27H130ZM2 27H1V29H2ZM6 27V26H5ZM26 27V26H25ZM257 27V26H256ZM259 27V26H258ZM27 28V27H26ZM152 28L150 29L151 31H152ZM173 28H174V30H173ZM5 29V28H4ZM50 29H51V27H50ZM131 29H132V27H130V31H131ZM261 29H263L262 27L260 28V29H257V30H261ZM62 30V31H61ZM129 30V29H128ZM179 30V29H178ZM20 31H22V30H20ZM29 32L30 31H33V30H28ZM27 31V32H28ZM35 31H33V33L35 32ZM65 31V30H64ZM129 31V32H130ZM135 31V30H134ZM177 31V30H176ZM175 31V32H176ZM262 31L263 30H261V33H262ZM25 32V31H24ZM28 32V33H29ZM62 32V33H61ZM31 34V32H30V34L33 36L34 34ZM36 33H38V32H36ZM58 33H59V35H58ZM133 33V32H132ZM136 33H140L141 34V32H136ZM135 33V34H136ZM172 33V32H171ZM178 33V32H177ZM258 33V32H257ZM260 33V32H259ZM261 33H260V35H261ZM63 34L64 35H66V37H67V35H68V38L65 40L64 38V40H65V42H66V44L67 45H64L63 44V42H62V39H61V36H63ZM174 34V33H173ZM263 34V33H262ZM18 35H19V33H18ZM21 36H22V34H20ZM31 35H30V38H31ZM39 36V34H38V36L39 37H43V36ZM129 35H134V33L133 34H131V33H129ZM137 35V34H136ZM175 35H176V33H175ZM253 35H255L254 33H253ZM259 35V34H258ZM259 35V36H260ZM59 36V37H58ZM256 36V35H255ZM39 37H37V35H36V37H32L31 39V41L33 42L32 44H34V41H36L35 39H37V38H39ZM125 37V38H124ZM127 37H129L130 39H131V41H129L128 39H127ZM133 37V36H132ZM1 38V37H0ZM45 38V37H44ZM170 39H171V37H169ZM174 38H175V36H174ZM196 38V40H195V43H197V44H199V43H201L202 41H204V40H201L202 38L200 37V36H197V37H195ZM27 39V38H26ZM25 39V40H26ZM28 39H29V37H28ZM33 39H34V41H33ZM41 40H43L42 38H40ZM60 39V40H59ZM134 39V42H135V37L133 38ZM177 39V38H176ZM175 39V40H176ZM181 39V38H180ZM68 40V41H67ZM146 40V39H145ZM172 40V39H171ZM179 40V39H178ZM264 40V39H263ZM49 41V42H50ZM174 41V40H173ZM186 41V40H185ZM28 42V41H27ZM133 42V43H134ZM171 42V41H170ZM205 42H207L206 40H205ZM210 42V41H209ZM174 43V42H173ZM190 43V42H189ZM204 43V42H203ZM17 44V43H16ZM169 44V45H168ZM188 44V43H187ZM50 45V44H49ZM119 45H120V47H119ZM143 45V44H142ZM186 45V44H185ZM61 46H63V47H61ZM65 46V47H64ZM125 46V45H124ZM174 46H176V45H174ZM178 46V45H177ZM187 46V45H186ZM203 46V45H202ZM261 46H263V45H261ZM127 47V46H126ZM132 47V48H133ZM64 48V49H63ZM119 48L121 49V50H119ZM255 48H258V47H255ZM254 48V49H255ZM54 49H56V48H54ZM169 49V48H168ZM57 50H56V52H55V50H53L56 54L55 55H57L58 53H57ZM135 50V49H134ZM259 50H262V49H259ZM258 50V51H259ZM130 51V50H129ZM200 51V50H199ZM201 51H202V48H201ZM256 51V50H255ZM133 52V51H132ZM136 52H138V51H136ZM165 51H163V53H164ZM167 52V51H166ZM264 52V51H263ZM159 53V52H158ZM187 54V53H186ZM205 54H206V52H205ZM254 54H256V53H254ZM162 55V54H161ZM165 55V54H164ZM215 55V54H214ZM245 55V54H244ZM122 56V57H121ZM210 57H211V54L209 55ZM67 57V58H66ZM205 57V56H204ZM204 57H202L201 56V59L202 58H204ZM208 56L206 55V58H207ZM61 58H63V57H61ZM125 58H126V56H125ZM128 58H129V56H128ZM131 58V57H130ZM129 58V59H130ZM219 58V57H218ZM157 59V58H156ZM164 59H165V57H164ZM200 59V60H201ZM61 60V59H60ZM161 60H162V57H161ZM205 60V59H204ZM66 61V60H65ZM128 61H130V60H128ZM202 61H203V59H202ZM209 61H211V60H209ZM61 62H62V60H61ZM123 62H125V61H123ZM127 62V61H126ZM152 62V61H151ZM150 61H149V63H151ZM161 62V61H160ZM205 62H208L207 60H205ZM64 63V62H63ZM162 63V62H161ZM163 63H165V62H163ZM218 63H219V61H218ZM75 64V63H74ZM73 64V65H74ZM126 64H129V63H126ZM205 65H207V63H204ZM70 65V64H69ZM129 65H131V64H129ZM147 65V64H146ZM76 66V65H75ZM126 66V65H125ZM136 66V67H135ZM145 66V65H144ZM178 66V65H177ZM197 66L199 67L200 66V70L201 69H203L204 68V66H201L200 64H197ZM212 66V65H211ZM210 66V67H211ZM80 67L78 68V69H80ZM131 67V66H130ZM152 67V66H151ZM195 67H196V65H195ZM197 67V68H198ZM202 67V68H201ZM246 67H247V65H246ZM120 68H122L121 66H120ZM150 68V67H149ZM194 68V67H193ZM192 68V69H193ZM197 68H195L194 70H195V74H196V76H197V74L199 75V72H200V70L198 71V73H196V70H197ZM216 68V67H215ZM223 68V67H222ZM221 68V69H222ZM124 69V68H123ZM140 69V68H139ZM143 69H144V67H143ZM148 69V68H147ZM164 69L165 68H163V70L161 69V71H164ZM167 69V68H166ZM217 69H218V67H217ZM150 70V69H149ZM149 70H146V74H145V72L143 71V73H144V77H145V79L146 78H148V77H146L145 75H147L148 76V74H149V76L150 75H152L151 73H153V72H147V71H149ZM204 70V69H203ZM203 70H201V71H203ZM227 70V69H226ZM245 70H246V68H245ZM244 70V71H245ZM77 70H76V68H75V72H76ZM80 71V70H79ZM125 71V70H124ZM134 71H136V70H134ZM179 71V70H178ZM189 71H191V69H189ZM208 71V70H207ZM225 71V70H224ZM126 72V71H125ZM128 72V71H127ZM127 72H126V74H127ZM226 72V71H225ZM49 73V72H48ZM140 73H142V72H140ZM148 73V74H147ZM190 73H192L193 74V71H191ZM189 72H186V74H187V76H184V77H186L185 79L184 78H182L185 82H182L183 84L185 83V84H187L186 85V87H184V88H186V89H184L183 88V86H185V84L182 86V84H181V86H182V88H183V90H187L188 92H190L191 94L193 93V92H191L192 90L195 92V93H193L192 95H190V97L192 98L193 97V102L192 103H190L191 105H193V103L195 102L194 100L196 99V102H195V104L197 105H194L196 108H193L194 110H188L190 107H194V106H191V105H189L188 104V106L186 105L185 107H189L188 109H186V108H183L182 106L183 105H185L184 103H186V102H182L181 104H182V106H180L182 109H183V111L185 110L186 111V114L188 113L187 111H191V113H192V117H195V119H194V121H197L198 122V126H199V128L200 129H205L204 130V132H207L206 130H208V134L209 135H207V136H205L206 137V143H207V139L210 137V133L212 134V132H216L217 131V133H215V135H212L211 136V138H214V139H216L217 137H220L221 135H217V134H221V133H223L224 131V134H226V136L223 134L222 135V137L224 136V138H226L227 137V135L229 134L230 135V130H228L230 127V129H231V134H232V132L234 133L233 134V138L235 137L234 135H235V133L236 132H234V131H232L233 129H232V127L234 126V125H236V124H234L233 126H232V122H233V118H235V117H237V115L235 114V113H232V112H230V111H228V109L229 110H231V107H235L236 108V106L235 105H237V104H235V103H230V106L228 105L229 104V101H230V99L231 100H233V102H237L238 101V99H236L237 97L235 96V94L234 93H230V92H232V90L233 89H231L230 90V87H228L229 88V91H228V93H229V95H228V93H227V88H218L217 90H216V86L215 85H212L213 83H214V81H212L213 83L211 84V85H209V84H204V82H203V80H202V82H203V85H201L202 83H201V81H198V85L196 86V85H194L195 83H196V81L197 80H194V79H196L197 77L195 76V74H193V76H194V78H193V76H192V74L191 75H189L190 74ZM245 73V72H244ZM75 74V73H74ZM129 75H130V73H128ZM139 74V73H138ZM138 74L136 73L135 75H137L138 76ZM167 74H168V72H167ZM167 74H166V72L164 73V80H162L164 83H162L161 85H163V90L162 91H160L161 90V85H160V83L157 81L156 82V80H159V79H163V77H158V79H156V75H158L159 76V74H157L156 73V75H154L153 77L151 76V81H150V84H151V82L153 81V83L155 84H153V87L154 86H156V83H159V88H160V90L158 89V87H157V89L159 90V97L161 98L163 95H165V94H169V92L171 91H169V89H168V87L170 88V89H172V85H176L177 84V82L174 84V82L172 81V82H170V84H172V85H170L169 84V80L166 78V76H167ZM180 74V73H179ZM185 74V75H186ZM200 74H201V72H200ZM202 74H204L203 72H202ZM199 75V78L200 77H203V75ZM206 74V73H205ZM234 74V73H233ZM246 74V73H245ZM48 75V74H47ZM76 75H78V74H76ZM111 75V76H110ZM162 75V74H161ZM184 75V74H183ZM244 75V74H243ZM120 76H121V74H120ZM127 76V75H126ZM142 76V75H141ZM163 76V75H162ZM190 76H192V77H190ZM206 76V75H205ZM204 76V77H205ZM212 76V75H211ZM226 76V75H225ZM122 77V76H121ZM140 77V76H139ZM143 77V78H144ZM155 77V78H154ZM180 77V76H179ZM196 77V78H195ZM210 77V76H209ZM228 77V76H227ZM75 78V77H74ZM119 78V79H118ZM124 78H126V77H124ZM133 78V77H132ZM131 78V79H132ZM140 78H142V77H140ZM152 78H153V80H152ZM188 78V79H187ZM193 78V80H191ZM199 78H197V79H199ZM78 79V78H77ZM76 79V80H77ZM134 79V78H133ZM150 79V78H149ZM156 79V80H155ZM201 79V78H200ZM206 79V78H205ZM235 79V78H234ZM33 80V79H32ZM71 80V79H70ZM69 80V82L67 83V84H69L70 82H72V80L70 81ZM127 80V82L129 81V83H130V80H128V79H126ZM155 80V81H154ZM120 81V80H119ZM123 81H124V79H123ZM135 81V80H134ZM177 81V80H176ZM192 81H195V83H193ZM206 81L208 82V80L206 79ZM205 81V82H206ZM216 81V80H215ZM137 82V81H136ZM135 82V83H136ZM192 82V84H191V86H192V88L194 87V86H196V90H195V88H193V89H191L190 87L191 86H189V84ZM201 84H200V83ZM248 82V81H247ZM35 83V82H34ZM37 83V82H36ZM52 83V82H51ZM121 83H126V82H122L121 81ZM148 83H149V81H148ZM217 83V82H216ZM219 83H220V81H219ZM222 83H224V81L222 82ZM221 83V84H222ZM14 84V83H13ZM21 84V83H20ZM15 84L16 86H13L12 85V87H15V89L17 90H14L15 92H17V93H15L14 95H17L18 97H21L22 95H24L22 98H24L25 100L27 99V97H28V94L30 93V95H32L33 94V92H35V88H34V86L32 87V86H27V85H24V84ZM45 84V83H44ZM122 84V85H123ZM128 84V83H127ZM164 84H165V86H164ZM168 84V85H167ZM199 84H200V88L198 89V86H199ZM226 84V83H225ZM224 84V85H225ZM245 84V83H244ZM243 84V85H244ZM251 84V83H250ZM18 85V86H17ZM31 85V84H30ZM35 85H37V84H35ZM49 85V84H48ZM74 85V84H73ZM129 85V84H128ZM127 85V86H128ZM131 85V84H130ZM134 85V84H133ZM137 85V84H136ZM135 85V86H136ZM140 85V84H139ZM216 85H218V83L216 84ZM223 84L221 85V86H224ZM230 85V84H229ZM252 86H253V83L251 84ZM5 86V85H4ZM11 86V85H10ZM157 86H158V84H157ZM171 86V87H170ZM180 86V87H181ZM211 86H213V87H211ZM227 86V85H226ZM239 86V85H238ZM31 87H32V89H31ZM39 87V86H38ZM41 87H43V86H41ZM49 87V86H48ZM126 87V86H125ZM131 87H132V85H131ZM141 87L142 88H144V86H142L141 85ZM173 87H175V86H173ZM178 89H177V88ZM175 87V91H176V89L177 90H179L180 89V87H178V86H176ZM189 87V88H188ZM218 87V86H217ZM220 87V86H219ZM237 87V86H236ZM246 87V86H245ZM247 87H248V85H247ZM5 88V87H4ZM10 88V87H9ZM33 88H34V90H33ZM47 88V87H46ZM66 88V87H65ZM127 88V87H126ZM156 88V87H155ZM181 88V89H182ZM235 88V87H234ZM60 89V88H59ZM74 89H75V86H74ZM131 89V88H130ZM129 89V90H130ZM134 89V88H133ZM147 89V88H146ZM156 89V90H157ZM180 89V90H181ZM191 90V91H189V90ZM215 89V90H214ZM221 89V90H220ZM226 89V90H225ZM237 90L238 89H240V88H236ZM253 89V88H252ZM45 90V89H44ZM126 90V89H125ZM144 90H145V88H144ZM153 90H155V89H153ZM172 90H174V88L172 89ZM180 90H179V92H180ZM183 90H182V93H184V94H186V92L187 91H184L183 92ZM222 90H225L224 92H226V93H224L223 94V91ZM257 90V89H256ZM255 90V91H256ZM42 91V90H41ZM76 91V92H77ZM128 91V90H127ZM131 91V90H130ZM146 91V90H145ZM244 91V90H243ZM247 91V90H246ZM43 93H44V91H42ZM46 92V91H45ZM75 92V94H77ZM129 92V91H128ZM187 92V93H188ZM251 92V91H250ZM164 93V94H163ZM172 93V92H171ZM190 93H188V94H190ZM36 94V93H35ZM39 94V93H38ZM71 94V93H70ZM78 94V95H79ZM140 94V92L138 93V95ZM176 94H177V92H176ZM184 94H181L180 95V93H179V95L180 96H184ZM195 94V95H194ZM230 94H232V96H234V97H229L230 96ZM234 94V95H233ZM237 94H238V92H237ZM236 94V95H237ZM249 94V93H248ZM248 94H247V96H248ZM255 94V93H254ZM73 95H74V93H73ZM134 95H136V94H134ZM175 95V94H174ZM242 95V94H241ZM143 95H141L140 97H142ZM168 96V95H167ZM178 96V95H177ZM189 95H185V99H186V97H188ZM196 96V97H195ZM238 96V95H237ZM239 96H240V94H239ZM243 96V98H245V95L243 94L242 95ZM246 96V97H247ZM254 96H256V95H254ZM76 97H78V96H76ZM132 97L134 98V99H132ZM158 97V96H157ZM165 97H166V95H165ZM227 97H229V99L227 98ZM153 98H154V96H153ZM159 98V99H160ZM225 98V100H229L228 101V103L225 105V107H224V104H225V100H224V102H222L223 101V99ZM249 98V97H248ZM251 98H253V97H251ZM251 98H250V100H251ZM150 99V98H149ZM162 99V98H161ZM168 99V98H167ZM183 99H184V97H183ZM237 101H236V100ZM144 100V101H145ZM177 100V99H176ZM241 100V99H240ZM253 100V99H252ZM256 101H257V99H255ZM258 100H260V98L258 99ZM30 101V100H29ZM33 101V100H32ZM35 101V100H34ZM33 101V102H34ZM169 101V100H168ZM243 101V100H242ZM254 101V100H253ZM162 102V101H161ZM174 102L175 101H173L172 103H170V105H171V107H175L174 105H172V104H174ZM252 102V101H251ZM258 102V101H257ZM253 103V105L254 104H258V103ZM178 103V102H177ZM222 103H224L223 105H222ZM260 103H263V102H260ZM33 104V103H32ZM161 104V103H160ZM169 104V103H168ZM178 104H180V103H178ZM187 104V103H186ZM231 104H233V105H231ZM221 105L223 106V107H221ZM228 105V106H227ZM33 106V107H32ZM163 106V105H162ZM179 106V105H178ZM256 105H254V107H255ZM259 106H262V105H259ZM177 107V106H176ZM174 108L175 109V111L176 112H174L173 113V111H171V109H169V115H170V117H169V122H168V124H169V127H170V132H171V135H172V138H174V135H175V130L174 129H176V128H179V127H181V126H183L184 124H185V119H186V117H185V119H184V116H185V111H184V114H183V112H182V109H180V107H179V110H176L177 108ZM243 107V106H242ZM31 108V109H30ZM228 108V109H227ZM240 108V106H238V109ZM233 109V108H232ZM238 109H237V111H238ZM255 109V108H254ZM63 110V111H62ZM235 110V109H234ZM248 110V109H247ZM177 111H181V112H177ZM236 111V110H235ZM234 111V112H235ZM253 111V110H252ZM255 112V111H254ZM261 112V111H260ZM264 112V111H263ZM179 113H181V114H179ZM191 113H188V114H191ZM242 113V112H241ZM245 113V112H244ZM151 114H154V115H151ZM187 114V115H188ZM240 114V113H239ZM246 114V113H245ZM259 114V113H258ZM264 114V113H263ZM236 115V116H235ZM242 114H240V118H241V120L240 121H243L242 120V117H243V115L241 116ZM262 115V114H261ZM183 116V117H182ZM190 116V115H189ZM246 116H247V114H246ZM260 117H262V116H260ZM182 118V119H181ZM258 118V117H257ZM238 121V123L240 122L239 121V119L238 118H236ZM236 119L234 120V122L236 121ZM264 119V118H263ZM66 121V122H64V121ZM256 120V119H255ZM258 120V119H257ZM260 121V120H259ZM196 122V123H197ZM233 122V123H234ZM236 122V123H237ZM23 123L22 124H20V125H22L23 126ZM243 122H241V124H242ZM258 123V122H257ZM261 123V122H260ZM259 123V124H260ZM263 124V123H262ZM32 127H30V126ZM264 125V124H263ZM21 126V127H22ZM136 126H138V129H139V132L136 130L137 128H135V134L137 135V136H140L139 137V140H138V138H137V140H136V137H135V135L132 137L134 140L132 141L131 140V144L132 145H135V146H133V148H134V150H133V152L132 153H134V152H136L137 151V149H139L140 147H141V149H143V152H144V150L146 151L147 150V157H149V158H147L145 155H146V153H145V155H144V153L142 152V150H141V152H139V153H141V154H143L147 159H141V158H143V157H139V159H141V163H140V160H138V157L136 156V158H135V156L133 157L132 156V154H130L129 156H130V158H125V157H122L123 156V154H124V152H123V154H119L120 152H122L123 150H122V145L121 144H123V143H117V141H118V139H120L121 137H124V136H127V135H124V134H127L126 133V131L127 130H129V129H131V128H134V127H136ZM141 126H142V128H141ZM185 126V125H184ZM239 126H240V124H239ZM196 127V126H195ZM235 128L236 127H238V125L237 126H234ZM233 127V128H234ZM242 127V126H241ZM259 127V126H258ZM257 127V128H258ZM31 128V129H30ZM140 128L141 129H143V130H140ZM240 128V127H239ZM260 128V127H259ZM263 128H264V126H263ZM30 129V130H29ZM198 129V128H197ZM18 130V129H17ZM16 130V131H17ZM228 132H227V131ZM235 130V129H234ZM257 130H259V129H257ZM31 131V132H30ZM138 133H137V132ZM141 131H143V132H141ZM219 131H221V132H219ZM237 131H239V134L238 135H240V134H242L243 135V133H242V129H241V132H240V130L237 128ZM24 133L23 135H25V134H27V133ZM142 133V136L141 135H138V134H141ZM200 132V131H199ZM147 133V132H146ZM148 133H147V136H148ZM200 133H203V131L202 132H200ZM213 133V134H214ZM228 133V134H227ZM238 133V132H237ZM4 136H2V135ZM27 134V136H25V140H24V138H23V136H22V138L23 139H21V136L19 137L18 135V138L19 139H21L22 141H30L31 140V138L29 137L28 138V135ZM0 140L2 139V141L3 142H7L8 140L6 139V136L4 135V133H1L0 132ZM19 135H21L20 133H19ZM33 135V134H32ZM178 135H180V134H178ZM177 135V136H178ZM206 135V134H205ZM97 136V137H96ZM144 136V137H143ZM150 136L152 137V135L150 134ZM168 136V135H167ZM3 137V138H2ZM26 137H27V139H26ZM35 136H33L32 137V139L34 138ZM129 137V136H128ZM141 137L142 138H145V139H141ZM179 137H181V136H179ZM178 137V139H180ZM202 137H204V135H202ZM204 137V138H205ZM231 137H232V135H231ZM236 137H237V134H236ZM240 138L241 137H243V136H239ZM17 138V137H16ZM154 138H156V137H154ZM176 138V137H175ZM229 138V137H228ZM228 138H226V139H224L225 141L228 139ZM19 139H14V140H18L19 141ZM126 137L124 138V140L126 141ZM141 139V140H140ZM152 139V138H151ZM159 138H156L155 140H154V142L156 141V140H158ZM187 139V138H186ZM203 139V138H202ZM210 139V138H209ZM231 139V138H230ZM243 139V138H242ZM4 140H6V141H4ZM35 140V142L37 141L36 140V138L34 139ZM144 140H145V144H146V146L147 147H145V145H143L142 143H144ZM163 139H161V141H162ZM174 140V139H173ZM199 140H200V138H199ZM216 140H219L218 138L216 139ZM222 140H223V138H222ZM232 140H234V139H232ZM240 140V139H239ZM2 141H1V144H0V146L2 145ZM13 141V140H12ZM12 141L11 140H9V142H11L12 143ZM16 141H15V143H16ZM123 141V140H122ZM124 141V142H125ZM137 141H138V144H136L137 143ZM159 141V140H158ZM167 141V140H166ZM165 140H164V142H166ZM242 141V140H241ZM14 142V141H13ZM19 142H21V141H19ZM126 142H128V141H126ZM134 142H136V143H134ZM140 142V143H139ZM200 142V141H199ZM198 142V143H199ZM202 142H204V139H203V141H201V144L200 145H198V146H200V149H201V147H202ZM216 142V141H215ZM217 142H219V141H217ZM220 142H221V140H220ZM223 142V141H222ZM231 142V141H230ZM239 142V141H238ZM38 142H36L35 144H37ZM128 143H130V140H129V142ZM169 143V142H168ZM206 143L204 142V144L206 145ZM224 143V142H223ZM226 143H229V142H225V146H226ZM14 144V143H13ZM17 144V143H16ZM15 144V145H16ZM19 144V143H18ZM32 144V143H31ZM55 144V145H56ZM139 144H140V147H139ZM163 145L165 144V143H162ZM211 145H212V143H210ZM217 144V143H216ZM222 144V143H221ZM231 144V143H230ZM234 144V142L232 143V145ZM241 144H243V141H242V143ZM240 144V145H241ZM62 145V144H61ZM60 145V147H59V149L60 150H62L63 152L65 151V150H63L62 149V146ZM124 145L125 146H127V144H125L124 143ZM136 145L139 147H136ZM214 145V144H213ZM212 145V146H213ZM238 145V144H237ZM237 145H233V146H237ZM3 146H4V144H3ZM6 146V145H5ZM5 146L3 147V149L5 148ZM8 146H9V144H8ZM8 146H7V148H5V149H7L8 150ZM13 146V145H12ZM17 146V145H16ZM23 146V145H22ZM21 146V147H22ZM25 146V145H24ZM166 146V145H165ZM165 146H164V148H165ZM195 146V145H194ZM198 146H195V147H197V148H199ZM208 146V145H207ZM207 146H203L204 148H203V150L201 151V150H199L200 151V153L202 152V153H204L205 151H204V149H206V147ZM223 146V145H222ZM227 146H230V145H228L227 144ZM11 146H9V148H10ZM121 147V148H120ZM129 147V146H128ZM132 147V146H131ZM131 147H129V148H131ZM135 147H136V150H135ZM143 147H145V148H143ZM238 147H240L239 145H238ZM12 148V147H11ZM25 148V147H24ZM26 148H27V146H26ZM26 148H25V151H27L26 150ZM50 148V147H49ZM51 148H52V146H51ZM76 148H77V150H76ZM120 148V149H119ZM125 149H127L126 147H124ZM147 148H149V149H147ZM166 148H168V147H166ZM215 148H216V145H215ZM221 148L222 147H220V150H221ZM243 148V147H242ZM58 149V152H59V154H61L62 156H64V153H62V151L60 152V150ZM81 149V148H80ZM159 149V150H158ZM225 149V151H224V153H226V151H228V149L229 148H224ZM231 149V148H230ZM229 149V150H230ZM240 149V151H242L241 150V147L239 148ZM11 150V149H10ZM9 150V151H10ZM30 150V149H29ZM36 150V149H35ZM96 150H98L97 148H96ZM121 150V151H120ZM140 150H138V151H140ZM165 150V149H164ZM196 150V149H195ZM213 150V149H212ZM219 150V151H220ZM52 151H55V150H52ZM79 151V150H78ZM100 151V150H99ZM107 151V152H108ZM112 151V152H111ZM137 151V152H138ZM149 151V152H148ZM167 151V150H166ZM204 151V152H203ZM207 151H208V149H207ZM207 151L205 152V153H207ZM215 151H217V149H215ZM218 151V152H219ZM238 151V150H237ZM11 152H13V150H11ZM11 152H6V150H5V156L4 157H9L12 153ZM57 152V151H56ZM106 152V153H107ZM108 152V153H109ZM136 152V153H137ZM152 152V153H151ZM189 152V151H188ZM191 152V151H190ZM190 152L189 153H187V154H190ZM197 153H198V150L196 151ZM243 152V151H242ZM6 153L8 154V156L6 155ZM9 153H10V155H9ZM15 153H16V151H15ZM107 153V154H108ZM113 153V154H112ZM130 153V152H129ZM136 153H134V154H136ZM148 153H149V155H148ZM167 153V152H166ZM200 153H198V154H200ZM200 154V155H197V157L198 156H203V155H205L206 157H208L209 158V154H208V156L204 153V154ZM210 153H212L211 151H210ZM214 153V152H213ZM210 154V158L208 159L207 158V160H208V163L210 162V161H212V159H214V158H216V157H214L215 155H216V153L215 154ZM229 153H231V152H229ZM14 154V153H13ZM23 154H25V153H23ZM23 154H22V156H20L21 158L23 157ZM41 154V153H40ZM103 154V153H102ZM117 154V155H116ZM221 154L223 155V156H225L226 154H223V152H221ZM240 155H241V153H239ZM3 155H4V153H3ZM19 155H21V154H19V153H17V156H19ZM104 155H106V154H104ZM137 155H138V153H137ZM152 155V156H151ZM163 155V154H162ZM176 155V154H175ZM178 155V154H177ZM184 155V154H183ZM213 157H212V156ZM222 155H220V156H222ZM231 155V154H230ZM240 155H239V157H240ZM66 156V155H65ZM107 156V155H106ZM108 156L106 157V158H108ZM111 156V157H110ZM188 156V155H187ZM192 156V155H191ZM196 156V155H195ZM194 156V157H195ZM217 157L216 159H226L225 157ZM227 156H229V155H227ZM242 156V155H241ZM42 157V156H41ZM113 157V158H112ZM116 157V158H115ZM128 157V156H127ZM133 157V158H132ZM157 157V156H156ZM190 156H188V158H189ZM196 157V158H197ZM211 157H212V159H211ZM231 157H232V155H231ZM12 158V157H11ZM10 158V159H11ZM125 158V159H124ZM235 158V157H234ZM27 159H29V158H27ZM33 160H34V158H32ZM41 159V158H40ZM75 159V158H74ZM135 161V159L136 160H138V162H134L133 160ZM162 159V158H161ZM185 159V158H184ZM191 159V158H190ZM193 159V158H192ZM198 159H201L200 157L198 158ZM197 159V160H198ZM216 159H214L216 162H218L219 160H216ZM228 159V158H227ZM233 159V158H232ZM7 160H9V159H6V161ZM14 160V159H13ZM20 160V159H19ZM24 160V159H23ZM158 160V161H157ZM202 160V161H201ZM201 160H198V161H201V162H203V160L204 161H207V160H205V158H203V159H201ZM210 160V161H209ZM230 160H231V158H230ZM31 161V160H30ZM42 161H43V159H42ZM64 161H67V160H64ZM10 162V161H9ZM13 162V161H12ZM34 162H37V161H34ZM73 162V161H72ZM160 162V161H159ZM178 162V161H177ZM194 162V161H193ZM216 162L214 163V162H212V163H210V164H213V165H210V166H216ZM25 163V162H24ZM27 163V162H26ZM29 163H31V162H29ZM29 163H27V164H24V167L26 166V169L28 170L29 168H32V166H33V168L32 169H34L36 166L35 165H32V166H29L28 167V164ZM68 163V162H67ZM73 163H75V162H73ZM73 163H69L67 166H69L70 164H73ZM100 163V164H99ZM206 163V162H205ZM62 164V163H61ZM91 164V163H90ZM97 164V163H96ZM199 164V163H198ZM197 164V165H198ZM218 164H219V162H218ZM218 164H217V166H218ZM222 164V163H221ZM74 165V164H73ZM151 166V169L152 170H150V167L149 166ZM160 165V166H159ZM169 165V164H168ZM181 165V164H180ZM179 165V166H180ZM199 165H202V163L201 164H199ZM209 165V164H208ZM208 165H206V166H208ZM92 166V165H91ZM91 166H89V167H91ZM149 167V170H148V167ZM169 166H171V165H169ZM174 166H176V165H174ZM205 165H204V168L205 169H207V168H210L209 166L208 167H206ZM217 166H216V170H218V168H217ZM23 167V168H24ZM43 167V166H42ZM88 167V166H87ZM153 167L155 168V170H153ZM165 167H167V166H165ZM172 167H173V165H172ZM37 168V167H36ZM55 168V167H54ZM63 168V167H62ZM169 168V167H168ZM171 168V167H170ZM199 167L197 166V169H198ZM200 168H202L201 166H200ZM203 168V169H204ZM17 169V168H16ZM21 169H22V167H21ZM32 169H29V171L30 170H32ZM41 169V168H40ZM44 169H46V172L47 171H50L49 169H47V167L46 168H44ZM43 169V170H44ZM58 169H60V168H58ZM173 169V168H172ZM204 169V170H205ZM211 169V168H210ZM214 168H212V170H213ZM220 169V168H219ZM224 169V168H223ZM64 170V169H63ZM166 170V169H165ZM170 170V169H169ZM182 170V169H181ZM212 170H210V171H212ZM19 171V170H18ZM23 171V170H22ZM28 171V172H29ZM38 171V169H36V172ZM60 171V170H59ZM64 171H66V169L64 170ZM172 171V170H171ZM171 171H169V172H171ZM206 171V170H205ZM214 171V170H213ZM219 171V170H218ZM223 171H225V170H223ZM228 171V170H227ZM227 171H225L226 173H227ZM43 172H45V170L43 171ZM43 172H39V173H41V174H43ZM57 172H58V170H57ZM165 172V171H164ZM216 172V171H215ZM224 172V173H225ZM16 173V172H15ZM19 173V172H18ZM18 173H17V175H18ZM50 173V172H49ZM48 172H47V175L49 174ZM61 173H63V172H61ZM60 173V174H61ZM64 173H66V172H64ZM192 173V172H191ZM205 173V172H204ZM203 172H202V174H204ZM212 173V172H211ZM53 174V173H52ZM51 174V175H52ZM68 174H70L69 172H68ZM166 174H168V173H165V176H167ZM174 173L172 172V175H173ZM180 174V173H179ZM183 174V173H182ZM190 174V173H189ZM199 174V173H198ZM201 174V175H202ZM220 174H222V173H220ZM44 175V174H43ZM46 175V174H45ZM50 175V174H49ZM49 175L47 176V177H49ZM50 175V176H51ZM63 174H61V176H62ZM169 175V174H168ZM171 175V174H170ZM171 175V176H172ZM191 175V174H190ZM189 175V176H190ZM194 175V174H193ZM200 175V176H201ZM207 175H210V177L213 179V180H215V178L214 177H212V175L209 173V174H207ZM219 175V174H218ZM14 176V175H13ZM19 176V175H18ZM18 176H15V177H18ZM35 176V177H34ZM174 176H176L177 177V174L175 175L174 174ZM186 176V175H185ZM203 176V175H202ZM213 176H214V173H213ZM220 176V175H219ZM218 176V177H219ZM25 177V176H24ZM36 177H38L37 175H33L32 176V179L34 178V180H36L35 178ZM53 179H54V177L53 176H51ZM51 177H49V178H51ZM66 177H68V175L66 176ZM65 177V179H63V180H65V181H67V183H71V179H73V178H71V179H69L68 178V180H66L67 178ZM92 177V176H91ZM170 177V176H169ZM168 176H167V179L169 178ZM179 178H180V176H178ZM191 177V176H190ZM210 177H206L205 176V178H207L208 180H210V181H213V180H211V178ZM217 177V178H218ZM220 177H223V176H220ZM44 178V176L42 177V179ZM49 178H47V179H49ZM51 178V179H52ZM60 178V177H59ZM62 178H64V177H62ZM90 179V178H89ZM164 179V178H163ZM171 179V178H170ZM172 179H173V177H172ZM219 179V178H218ZM40 180V179H39ZM39 180H37V181H39ZM56 180V179H55ZM62 180V181H63ZM169 180V179H168ZM202 180V179H201ZM223 180V179H222ZM44 181V179L42 180V182ZM48 181H50V180H48ZM57 181H58V178H57ZM56 181V182H57ZM61 180H59V182H60ZM172 181V180H171ZM221 181V180H220ZM225 181V180H224ZM46 182V181H45ZM52 182H53V180H52ZM55 182V181H54ZM55 182V183H56ZM178 182V184H179V181H177ZM176 182V183H177ZM69 183V184H70ZM81 183V182H80ZM166 183V182H165ZM188 183V182H187ZM207 183V182H206ZM211 183V182H210ZM217 183V182H216ZM69 184H67V185H69ZM89 184H91L90 186H89ZM92 184L93 185H95V186H93L92 187ZM175 186H176V184H175V182L173 183ZM172 184V182H171V185H173ZM192 184V183H191ZM50 185V188L52 187L51 186V184H49ZM62 185V184H61ZM61 185L59 186V187H61ZM38 186H39V183H38ZM63 186V185H62ZM89 186V187H88ZM174 186V187H175ZM180 186V185H179ZM26 187H28V184L26 185ZM57 187L58 186H56V188L55 189H57ZM172 187V186H171ZM173 187V188H174ZM181 187V186H180ZM205 187V186H204ZM30 188V187H29ZM166 188V187H165ZM15 189V188H14ZM176 189H177V187H176ZM13 190V189H12ZM25 191V193H28V192H30L29 190L26 192V189L24 190ZM171 191V190H170ZM175 191V190H174ZM179 191V190H178ZM54 192V191H53ZM25 193H23V194H25ZM172 193V192H171ZM171 193H169V194H171ZM18 194H19V191H18ZM22 194V193H21ZM173 194H174V192H173ZM175 194H178V193H175ZM20 195V194H19ZM83 195V200L85 201V199L84 198H86L85 196ZM14 196H17V195H14ZM23 196V195H22ZM29 194H26V196H23V198L25 197V199H24V201L26 202V201H28L27 203H29V200H27L28 198H30V197H32V196H29ZM45 196L47 197V195L45 194ZM166 196V195H165ZM179 196V195H178ZM28 197V198H27ZM49 197V196H48ZM1 198V197H0ZM17 198V197H16ZM172 198L173 199H175L173 196H172ZM181 198V197H180ZM46 199H48V198H46ZM91 199V200H90ZM166 199L167 198H165V201H166ZM178 199V198H177ZM195 199V198H194ZM263 199V198H262ZM21 200H22V198H21ZM34 201L35 202V204L36 205H38V203H36V201L33 199V197L31 198V201ZM49 200V199H48ZM53 200V199H52ZM52 200L50 199V201H51V203H54V205L56 206V208L58 209V210H56V212H60V213H62V211H63V213H65V217L67 218V214H68V212H66V210L64 209V210H59V208L60 209H62L61 207L62 206H60L61 205V200L63 201L64 199H61V200H59V204L56 202V201H54V202H52ZM66 200V199H65ZM67 200H69V201H71L70 199H67ZM80 200V199H79ZM83 200H81V202L83 201ZM88 200H90V201H88ZM171 200V199H170ZM5 201H7L6 199L3 201L4 203H6ZM23 201V202H24ZM31 201H30V205H31ZM40 201V200H39ZM58 201V200H57ZM83 201V202H84ZM88 201V202H87ZM168 201V200H167ZM166 201V202H167ZM177 201V200H176ZM46 203V201H43V203ZM67 201H64V203H66ZM78 202V201H77ZM90 202V203H89ZM194 202V201H193ZM22 202H20V204H21ZM27 203L26 204H24L23 203V208H25L26 209V205H27ZM88 203V204H87ZM93 203V204H92ZM177 203V202H176ZM179 203H181V202H179ZM195 203V202H194ZM28 204V206H30ZM73 203H72V201H71V204L68 202V208H66L67 210H69L70 212H72L69 208H70V206L72 205ZM170 204V203H169ZM36 205H35V208H37L38 209V211H39V209L40 208H38V207H36ZM50 205V204H49ZM89 205L91 206V207H89ZM171 205V204H170ZM179 205V204H178ZM33 206H34V204H33ZM39 206V205H38ZM73 206V205H72ZM181 206V205H180ZM7 207V206H6ZM43 207H44V205H43ZM53 207V206H52ZM74 207H76V206H74ZM177 207V206H176ZM179 207V206H178ZM14 208V207H13ZM22 208V209H23ZM33 207H31V209H32ZM35 208H33V210L35 209ZM63 208H64V206H63ZM72 208V207H71ZM88 208H91V210L90 209H88ZM25 209H23L24 211H26ZM27 209H29V208H27ZM80 209V208H79ZM179 209V208H178ZM181 209H182V207H181ZM18 210V209H17ZM36 210V209H35ZM42 210H43V208H42ZM55 210V209H54ZM78 209L76 208L75 210H73V212L71 213V214H74V212L75 211H77ZM88 210H90V211H88ZM168 210H172V208L170 207V209H168ZM2 211V210H1ZM36 212V213H38V214H40V215H38L39 217H37L36 216V218H40V216L42 217V219H44L43 218V214H41V213H39V212ZM80 211V210H79ZM190 211H191V209H190ZM18 212V211H17ZM78 212V211H77ZM3 213V212H2ZM16 213V212H15ZM14 213V214H15ZM20 213V212H19ZM23 213V212H22ZM26 213H27V215H26ZM26 213H23V214H25V216H24V219H23V215L22 216H20V217H22L21 219L24 221H22L23 222V224L25 223V224H28V227L29 228H31V230H33V232L34 231H36V232H34V233H36V234H38V233H44L45 231V233L44 234H42V235H48L49 234V229L46 227V226H44V223H43V225L42 226H44V228H45V230H42V229H44L43 227H41L40 228V226H41V222H39V226H38V224H36L35 222L36 221H38L39 219H36V218H34L35 220V222L33 221V217L32 216H34V215H32V214H30L31 216H29V213H30V211H29V213L26 211ZM67 213V214H66ZM79 213V212H78ZM86 213V212H85ZM84 212H83V214H85ZM175 213V214H174ZM179 213V212H178ZM10 213H7L6 215H5V217H7V215H9ZM13 214V215H14ZM34 214H35V212H34ZM45 214V213H44ZM76 214V213H75ZM82 214V213H81ZM82 214V215H83ZM168 214H170V215H168ZM192 214H193V211H192ZM195 214V213H194ZM36 215V214H35ZM53 215V214H52ZM63 215V214H62ZM81 215V216H82ZM86 215V214H85ZM84 215V216H85ZM165 215V216H164ZM178 215V214H177ZM11 216V215H10ZM17 216H19V214L17 215ZM45 217H46V215H44ZM48 216V215H47ZM72 216V215H71ZM71 216H70V218H71ZM75 216V215H74ZM78 216H80V215H78ZM88 216V215H87ZM163 216H164V218H163ZM1 217V216H0ZM14 216H11V218L12 219H14L13 218ZM32 217V218H31ZM51 217V218H50ZM169 217H171L172 219L171 220H169ZM187 217H189V216H187ZM196 217V216H195ZM8 218V217H7ZM19 218V217H18ZM52 216L50 215L49 216V218L47 217V219H50V220H52ZM81 218V217H80ZM80 218L78 219L79 221H81L80 220ZM88 218H89V216H88ZM177 218H178V216H177ZM182 218H183V216H182ZM3 219V218H2ZM41 219V220H42ZM69 219V218H68ZM68 219H66V220H68ZM76 219L77 218H72V220H74L73 222H72V220H71V223H73V225L75 224V222H76ZM163 219H165V222L166 223H164V220ZM5 220H6V218H5ZM4 220V221H5ZM54 221H55V219H53ZM56 220H58V219H56ZM169 220V221H168ZM172 220H174V222L172 221ZM180 222H182L183 224L182 225H184L185 227H186V225H190L189 224V222L191 221H188V224L186 223V221H185V224H184V221H182V219L180 220V218L178 219ZM185 220V219H184ZM8 221V220H7ZM7 221H5V222H3L2 221V223H6ZM10 221V220H9ZM14 221H16V220H14ZM40 221V220H39ZM43 221H48L49 222V220H43ZM54 221H51V222H49V224L47 223V225H49L50 226V224H51V226H52V224H53V227H51L52 228V230L54 229V228H56V226H58L57 228L59 229H61L60 231H62L64 228L61 226L62 225V223L60 224H57L58 222H56V224H55V222ZM1 222V221H0ZM16 222H18L19 223V221H18V219H17V221ZM28 222V223H27ZM66 222V221H65ZM68 222H69V220H68ZM180 222H178L179 223V227H181V223ZM1 223V224H2ZM18 223H16V224H12V226L13 225H18ZM30 223V224H29ZM32 223H34L36 226L34 227V225L32 224ZM90 223V224H89ZM163 223L165 224V226L163 225ZM169 223V224H168ZM177 223V222H176ZM178 223H177V225H178ZM192 223V222H191ZM20 224V223H19ZM66 224H68L67 222H66ZM4 225V224H3ZM33 225V226H32ZM54 225H55V227H54ZM79 225V224H78ZM84 224H82V226H83ZM97 225V226H96ZM163 225V226H162ZM7 226V225H6ZM5 226V227H6ZM10 226V225H9ZM19 226V225H18ZM48 226V227H49ZM174 226V227H175ZM183 226V227H184ZM5 227H3V229L5 228ZM14 227L16 228L15 230L17 231L18 229H17V227L16 226H13V228L10 226V227H8L10 230H7V232L9 231V232H11V231H15L14 230ZM37 227V228H36ZM97 229H96V228ZM161 227L163 228L162 229V231H161ZM173 227V228H174ZM182 227V228H183ZM188 227V226H187ZM192 227V226H191ZM1 228V227H0ZM12 228V229H11ZM39 228V229H38ZM48 230H47V229ZM63 228V229H62ZM168 228V229H167ZM176 228H177V230H179V228H178V226H176ZM176 228H174L175 230L174 231H177L176 230ZM6 229V228H5ZM0 230V231H6V230ZM57 229V230H58ZM164 229H166L168 232H166V230H164ZM40 230V232H38ZM42 230V231H41ZM56 229H54V233H56L57 232V230L55 231ZM79 230H77V231H79ZM185 230V229H184ZM19 231H21V230H18L17 232L19 233ZM44 231V232H43ZM60 231H58V232H60ZM165 231V232H164ZM38 232V233H37ZM47 232H48V234H47ZM76 232V231H75ZM180 232V231H179ZM182 232V231H181ZM15 233V232H14ZM18 233H16V235L14 236V237H16L17 236V234ZM25 233L27 234V238L26 237H24V235H25ZM74 233V232H73ZM72 233V234H73ZM8 234H12V232L11 233H8ZM22 234V233H21ZM30 234V235H29ZM31 234H33V233H29V232H24V235H22L23 237L22 238H19V234H18V238H19V240H17V241H19L20 242V240H22L23 242H25V241H27V239L28 238H31L32 240H34V239H36V240H39V242L40 243H38L37 242V245L35 246V243L34 242H36V241H31L30 240V244L31 243H34V245L33 244H31V245H29V243H28V245H29V247L28 248H23V250H24V253L25 252H27L29 249H30V251H28V255H29V258H33V259H35L34 257H36V259L33 261L34 263L37 261V260H43V258H39V257H37V256H41V254L43 255V256H46L47 258H48V256H49V259H50V257H52V256H50V254H51V252L52 253H56L57 254V257H56V254H55V258L54 257H52V258H54V260L53 259H50L51 261H53L55 264H72V263H70L71 261H70V259L72 260V258H70L69 259V257H64V258H67V260L66 261H64V259L62 258L61 259V257L59 256L60 254H62V257L63 256H65V255H63V253L64 252H66L65 250H63V245H64V243H62V242H64L65 241V235L63 236V232L62 233H57V235H55V236H52L51 237V239H49L50 237L49 236H47L48 237V240H49V242H46L45 241V243H44V241H40L41 239H43V238H45V236L43 237V236H41V234H38V236L40 235L41 237H39V238H36L37 237V235H36V237H35V235L34 236H31ZM62 234V235H61ZM71 234V235H72ZM181 234V233H180ZM67 235V234H66ZM69 235V234H68ZM67 235V236H68ZM71 235H69V237H71ZM5 236V235H4ZM9 236H11L12 237V235H9ZM30 236V237H29ZM129 236H131V237H129ZM169 236V235H168ZM261 236L263 237L262 238V242H261V244H263L264 245V228H263V230L261 231ZM6 237V236H5ZM33 237V238H32ZM64 237V238H63ZM1 238H3V236H1L0 237V242L2 241L1 240ZM7 238V241H8V243L7 242H4V238H3V242L5 243L4 245H6L5 246V248H3V251H4V249H5V251H7L9 248V250H14L15 252L17 251H21L22 252V255H23V251H22V249L21 250H18L17 248H19V247H17L16 245H12V246H15L14 247V249H12V246L11 245H9V244H12L13 243V241L11 240L12 238H10L9 237V239H8V236L6 237ZM5 238V239H6ZM18 238H15V239H18ZM24 238H26V240H24ZM171 238V237H170ZM184 238V237H183ZM194 238V237H193ZM198 238V237H197ZM46 239V238H45ZM45 239H43V240H45ZM71 239H72V237H71ZM169 239V238H168ZM9 240H11V242L9 243ZM74 240V239H73ZM76 240V239H75ZM90 240V241H89ZM164 240H166V239H164ZM176 240V239H175ZM190 240V239H189ZM197 240H199V239H197ZM79 241V240H78ZM187 241H188V239H187ZM2 242V243H3ZM29 242V241H28ZM93 242V241H92ZM129 242H131V243H133V245L132 244H130ZM177 243L179 242V241H176ZM175 241H173V243H176ZM189 242H191V241H189ZM198 242V241H197ZM200 242V241H199ZM15 243V242H14ZM13 243V244H14ZM43 243V244H42ZM66 243V242H65ZM78 243V242H77ZM88 243V245H91V243L89 244ZM127 243H128V245H127ZM177 243L175 244V246H177ZM193 244H194V242H192ZM191 243V244H192ZM27 244V242L25 243V245ZM38 244H40V247H41V251H38V252H36V247L38 246L39 247V245ZM46 244V245H45ZM61 244H62V246H61ZM71 244V243H70ZM70 244H68V243H66L65 245H64V247L66 246V248L67 249H71V251H68L69 253L70 252H74V250H76L77 251V248L76 249H74L73 248V245H72V248H70V247H68V245L70 246ZM79 244H80V242H79ZM85 244H87V243H85ZM84 244V245H85ZM92 244H95V242H93ZM96 244H98V243H96ZM129 244H130V246H129ZM157 244H159V242L157 241ZM170 244H172L170 247L169 246H165V245H170ZM181 244V243H180ZM3 245V244H2ZM2 245L0 246V248H2ZM3 245V246H4ZM11 246V247H8V246ZM21 245V244H20ZM24 245V246H25ZM195 245V244H194ZM197 245V244H196ZM196 245H195V248H196ZM22 247H23V245H21ZM27 246V245H26ZM31 246V247H30ZM34 246V247H33ZM92 246V245H91ZM96 246V245H95ZM162 246V245H161ZM191 248H193V246L192 245H189ZM198 246V245H197ZM42 247H43V249H42ZM61 247H62V249H61ZM75 247V246H74ZM84 247V246H83ZM99 247H97V248H99ZM90 248V247H89ZM92 248H94V247H92ZM92 248H90V249H92ZM172 248V247H171ZM177 248H178V246H177ZM263 248V247H262ZM28 249V250H27ZM33 249H34V251H35V253H34V251H33ZM40 249V248H39ZM84 249V248H83ZM86 249V250H85ZM85 252L86 251H88L89 249H87V245H86V247H85ZM100 249H102V248H100ZM104 249H102V250H104ZM158 249V250H157ZM175 249V248H174ZM194 249V248H193ZM8 250V252H6V253H8V255L6 254V256H10L11 255V253H12V251H9ZM33 252H32V251ZM46 250V251H45ZM81 252H83L84 253V250H81V249H79ZM95 250H97V251H99L98 249H94L93 251H95ZM180 250V249H179ZM190 250V249H189ZM75 251V252H76ZM130 252V254H128L129 252ZM16 252V255L18 256L19 254ZM45 252H47V254L45 253ZM50 252V253H49ZM79 252V251H78ZM78 252H76L75 254H81V253H78ZM126 252H128L127 254L128 255H130V256H127L126 257ZM215 252V251H214ZM264 252V251H263ZM36 254V256H34V257H31L32 255L31 254ZM38 253V254H37ZM82 253V254H83ZM186 253H188V252H186ZM217 253V252H216ZM2 254V253H1ZM81 254V255H82ZM87 254V255H86ZM86 254H83V257H84V255H86L85 257H87L88 256V253H86ZM126 254V255H125ZM190 254H191V252H190ZM218 254V253H217ZM4 255V254H3ZM2 255V256H3ZM51 255H53V254H51ZM68 256H69V254H67ZM71 255V254H70ZM73 255V254H72ZM77 255V256H78ZM89 255H91V254H89ZM125 255V256H124ZM20 256L21 255H19L18 256V258H20ZM24 256V255H23ZM25 256H27V255H25ZM76 256V255H75ZM189 256V255H188ZM215 256V255H214ZM213 256V257H214ZM28 257V256H27ZM60 257V258H59ZM71 257H74V255L73 256H71ZM82 257V256H81ZM82 257V258H83ZM92 257H94V254L91 256V258ZM131 257H133L132 259H129V258H131ZM1 258V257H0ZM12 258L11 256L10 257H6V261H7V264H9V260ZM47 258H44V259H47ZM78 258H79V256H78ZM188 258V257H187ZM191 258V259H190ZM192 256H189V259H186V260H191V261H193L192 260ZM2 259V258H1ZM0 259V260H1ZM69 259V260H68ZM81 259V258H80ZM117 259V260H116ZM180 259H182V260H180ZM219 259H221V258H219ZM14 260V259H13ZM12 259H11V262H15V260L13 261ZM20 260H22V258H20ZM74 260V259H73ZM77 260V259H76ZM76 260H74V262L76 261ZM83 260V259H82ZM81 260V261H82ZM88 260L89 261H91V262H89V261H87V259H86V264H88V263H90V264H92V260H90L89 259V256H88ZM122 262H121V261ZM204 260V259H203ZM9 261V262H8ZM25 261V260H24ZM32 261V260H31ZM85 261V260H84ZM84 261H82V262H84ZM198 261V260H197ZM216 261V260H215ZM5 262V261H4ZM32 262V264H34ZM42 262V261H41ZM77 262V261H76ZM79 262V261H78ZM94 263L95 262H97L95 259H94V261H93ZM222 262V261H221ZM6 263V262H5ZM4 263V264H5ZM15 263H17V262H15ZM47 263V262H46ZM80 263V262H79ZM93 263V264H94ZM11 264V263H10ZM28 264V263H27ZM39 264H40V262H39ZM49 264V263H48ZM84 264V263H83ZM95 264H97V263H95ZM127 264H129V263H127ZM190 264V263H189ZM192 264V263H191ZM222 264V263H221Z\"/></svg>",
  "mask_w": 264,
  "mask_h": 264
}]
</instances>
